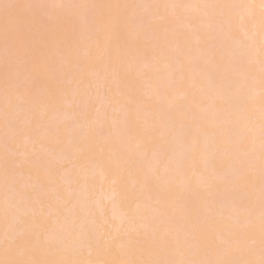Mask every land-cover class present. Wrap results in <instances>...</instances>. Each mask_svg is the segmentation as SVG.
Returning <instances> with one entry per match:
<instances>
[{
  "label": "rangeland",
  "instance_id": "374dc122",
  "mask_svg": "<svg viewBox=\"0 0 264 264\" xmlns=\"http://www.w3.org/2000/svg\"><path fill=\"white\" fill-rule=\"evenodd\" d=\"M189 1L191 2V0H189ZM189 1L188 0H0V208L2 207L1 208L2 210H0L1 211V213H0V220L1 221L0 222L3 223V225H0V262H4L5 261L4 258H6V261H9V260H16L17 261L19 258L23 259V253L25 252V253L31 255L32 259L34 258L33 260L37 261L39 259L41 262H43L44 260L48 261V259L49 260L53 259L54 260L53 263H55V264H57L60 261H61L60 264H62V262H63V264H65L67 262H68V264H70L71 261H73V260L74 261L72 262V264H80V263H82V260L84 261V263H86L85 259H87V261L89 263L90 262L95 263V261H96V264H97V262H99L98 264H118V263L119 264H138V260L140 257H142L143 263H140V260H139V264H146L148 262H149L148 264H152V263L153 264H161V262H166V261L168 262L169 259H170L169 262H172V258H175L174 261L176 262V264H177V262H178V264H182L181 261L183 260L182 258H184V260L182 262H183V264H185L184 261L186 260V258L188 259V257H190V256L183 257V254H179V253H181V252L185 253L184 254V256H185V255H187L188 252H184V251L180 252V251H178L179 248L177 247V246H179V247L186 248L185 246H187L188 244H191L189 242L185 243L186 240H185L184 236H182L184 232H185L184 235H185L186 239L189 240L188 238H190V239L193 238V237L191 238L189 236H194L193 234H195L197 232V230H199L201 232L203 230L206 231L208 228H210L209 226H211V225H208V223H207L210 221V220H208L209 218L212 219V222L211 221L210 222L213 223L216 221V220L214 221L213 218L214 219H216V218L221 219L222 218L221 216H223V217L225 216L224 218L226 219V221L229 220L228 222H230V225H231L232 222L236 223V221H231V220H233V219L237 220V218L238 219L240 218L241 213H242V215L245 216L246 214H244V213H247V212H248L247 216H250V218L249 217H248V219L246 218L247 221H245V218L243 216V218H241V221H240V225L242 224L241 228L242 227L245 228V229L242 228V230L244 231L243 235H245V236L239 237V233H241V232L243 233V231L241 229H239L240 227L238 228L239 220L237 221L238 224L236 223V225H237V227H236L235 225L230 226L228 224V222L226 223L228 225H224V223L221 224L220 222H218V219H217L215 224L220 223L222 230H223V233H224V231H226L225 234L229 233L230 231L233 233L230 232L231 234H229V236H227V235L225 236V234L222 233V230L221 229L219 230L220 225L218 226V224H216V228H217V226H218V228L217 229L215 228V229L218 230L217 232H219V233L215 234L216 230H214L213 231L214 233L212 232V235H209L210 237L208 236V234H211V233H209V232H211V230L210 231L208 230L209 232L204 231L205 234H204V232L202 233L204 236H201L202 234L198 231L201 235L198 233V234H195L196 235L195 237L198 239V241L201 240L200 244L203 243L202 245H204V242H202V240H204V239H206V237H208V239H206V241H208L207 244L210 246H211V244H214L213 251L215 250V246H216V249H218V250L212 252V250H209L210 249L209 248L208 249L209 253H208L206 250L207 248L204 245V247L206 248V249H204V247L202 246L203 249L205 250V252H204V251H202V247L198 242L200 247H199V245L195 246L196 252H193L191 250L192 249L191 247L194 246L195 244L197 245V239L194 237L196 239L195 240L196 243L194 244V241H193L194 238H193V240H191V242L194 245L193 244H192V246L189 245L188 248L186 249V251L190 247L189 252L193 253V256L195 253L197 255V252H199L197 255L199 257L193 258V256H191L188 259V261L196 260V262H198V258L200 259V257H202L203 259H200L199 261L204 262V264H205V261H206V264H209L210 260L211 261L213 260V263L211 262V264H217V263L219 264L222 262V259H220V258H227L226 261H228V262L226 264H237V262H244V264H260V261L262 259H264V257L262 256V255H264V243H262V236H264V228L260 227V226H262L261 224L258 225L256 223L257 218H255V217H257L256 212H258L259 209H262V211L264 213V209H263L264 204L262 205V208L260 206L264 202H262V203L260 202L259 204L256 203L257 201L259 202L261 199L263 201V199H264V198H261V195L263 196V194H264L263 193L264 192V187H263L264 178H262V174H264V170H262L260 168V162L258 161V160H262V159H260L261 156L262 157L264 156L262 154L263 151L261 150L262 152L260 153L259 149H261V148L258 147V146H260V144L264 143V122H263V124H260L262 121H264V118L260 122L261 118H259V116H258L259 120L258 119L257 120L260 123L258 122L257 123L258 125H255V123L257 122V121H255V119L257 118L256 117L255 119H253L255 121V123H253L254 125H252V122H254V121H247V120H249L248 118H250V120L252 118L249 116L250 113L247 114L248 118H245L243 115L247 112L245 110H249V112H251L252 114L256 113V112L258 113V110L260 112L261 109H262L261 110L262 112L264 111V26H263L264 25L263 24L264 23V4H262L260 0H209V1H207V0L202 1L201 0L200 1L201 4L198 3L199 4V6H198V4H196V3L199 0H197V1L193 0L194 3L196 2L195 3L196 5H193L194 4L193 1L191 2L192 4L191 3L189 4ZM202 2H203V4H202ZM208 3L210 4L211 7L212 6L214 7L213 8L214 10H212V11L217 10V12L215 11L214 13H216L218 16H215L213 14V16L210 17L211 10H208L209 7L207 10L210 11L209 12L210 15L205 13V9H206L205 6ZM191 5H193L195 7H192ZM241 5H242V7L247 8L248 10L250 9L253 11V12H251L249 10V13L251 12L250 14H252V17H251L252 20L249 17L250 14L248 12H247L248 14L246 13V11H248V10L245 9V11H242L243 9H242ZM236 6H238V8L240 6L241 9H238ZM223 10L228 11L229 14L235 18L234 19H231V18L228 19L231 16L230 15L225 16V11H224V14H223V12L221 13V11H223ZM239 11H240V13H239ZM230 12H232V13H230ZM243 12H245V15L247 14V16H245ZM253 19L254 20L256 19V21H254L252 23V25H250L251 21H253ZM242 20L245 21L244 24H247L246 22L248 20H251L250 23H248V25L243 24L242 27H244V28H241V29H247V32L245 31L247 34L245 33L246 36L244 35V37H243V34L240 36H238L239 34H237L238 33L237 31L239 29L238 26H240V25H238V23L240 24V21H242ZM244 21H242V22H244ZM261 23H262V25H261ZM241 25H242V23H241ZM249 25H250V27H249ZM251 26L252 27L257 26L258 30H260L263 27L262 28L263 30H260L259 33L257 32L258 30H256V32H257L256 33L255 29L252 28ZM259 26H262V27H259ZM251 28L254 29L252 34H250L248 32L249 29L252 32ZM231 30H235V31L237 30L236 32L234 31V33H236L237 37L235 35L230 34L232 32ZM256 34H258V35H256ZM223 35L228 36V38L225 36L228 40H225L226 38L224 39L225 41L222 40V38H224ZM259 35H261V36H259ZM196 36H198V37H196ZM241 36L243 38L241 39V41H239L238 38L239 37L241 38ZM192 37H193V39H192ZM195 37L198 38L197 39L198 41H200V40L201 41L198 43V41L194 40ZM200 37H201V39L199 40ZM253 38H254V40H253ZM184 39L188 40V41L185 42ZM107 44L109 45L107 47V49L108 50L111 49L109 53L107 52L108 55L105 52L108 50L107 49L104 50L106 48V47H104V45L107 46ZM246 45H249L250 48ZM253 50L256 51V54L253 52ZM239 51L242 52L243 54H241ZM250 53L252 55L255 54L253 58H252ZM105 54L107 55L106 57L108 59L105 58ZM259 55H260V58L262 59L261 61H258V60H260ZM242 56L245 58V60H244V58L242 59ZM255 56H258L257 58H259V59L255 60L256 59ZM103 60L105 61L104 63L102 62ZM239 61H240V63L242 61L243 62L246 61L247 63L249 62L250 65L248 64V65L244 66L242 64L241 66H243L244 67L243 68V67L239 66L240 63L239 64L237 63ZM246 62H245V64H246ZM261 62H263V63H261ZM95 64H97V65H95ZM101 64H106L108 67H109V65H111L113 67L112 68L113 73L111 72L113 76L115 75V72H116L115 69L117 70L115 77L112 76L113 79L116 78L118 80L116 87L115 86L113 87V85H116V84H114L115 82L114 83L111 82V84H109L110 79H111V75L110 76L108 75L110 72L108 67H106L107 69L105 68L108 71V74H106V76L105 75L102 76V77H104V76L106 77V78L104 77L105 80L101 79L100 73H102L103 69H104L103 68L104 66H103L102 67L103 69H101L102 71H100V68H101L100 66H102ZM199 67L203 68V69L201 68V70L199 71L200 76L198 75V72H197L198 71L197 68H199ZM239 67H241V68H239ZM242 68L245 69V72H247V69L248 70L251 69L250 72H254V74L257 76V79H256L257 82L253 83V82H255V78H253L255 75H252V78L254 81L250 78L252 83H250V81H247L246 79L244 80V78H242V76H245V75H242L241 78L236 77L237 80H239L238 82H237V80L236 81L233 80L235 78V76L233 78L231 77V75H233L232 72L238 71L240 73V75L244 74V70L242 71ZM105 69H104L103 74L107 73V72H105ZM202 70H203V73L206 72L207 77H204L206 75L202 73ZM9 71H11V73H12L13 78H11V79L8 77ZM178 74H181V77H179L180 75L178 76ZM183 75H184V77H186L185 79L182 78ZM202 75L204 78H207V79L203 80ZM211 75L213 78L211 77ZM223 75L226 76L225 80L231 79L234 82L229 81V80L226 82L224 81V83H226V84H224L225 87H223L224 86L223 85V80H224ZM234 75L237 76V74H234ZM250 75H251V73H250ZM229 76L231 78H229ZM214 77H217L219 79L216 80ZM227 77H228V79H227ZM208 78L211 80V82L207 81V80H209ZM220 78H223L221 80V84H219ZM248 78H249V76L247 77V79ZM100 79L103 80L102 81L103 85H101ZM177 79H179V80H177ZM180 79H182V80H180ZM189 79H191L190 83L192 81H194L193 83H191L192 85L190 83H188V84L186 83L189 81ZM212 79H213V81H212ZM240 79H243V82H241ZM95 81H96V84H95ZM108 81H109V83H107ZM217 81H218V85L215 86L217 84ZM207 82L210 84H208ZM228 82H230L231 84ZM112 83H113V85H112ZM214 83H215V85H213ZM235 83L238 86L240 83L241 84L246 83L247 84V86H246L247 90H245L246 84L244 85L245 88L243 89V86L238 87ZM93 84H95V85H93ZM227 84H228V86H226ZM234 84L238 88H236V87L234 88L233 87ZM253 84L254 85L256 84L255 91L253 90L254 89ZM207 85L211 86V90L209 89L210 86H207ZM249 85H252L253 87L248 88ZM219 86L223 87V89L219 88ZM230 86H232V89H230L231 88ZM95 87H96V90H95ZM153 87H156V88H153ZM216 87L218 90L219 89L223 90L222 91L223 94L221 91H219V92H221V94L218 92H214L216 90ZM225 88H227V90ZM152 89H155V91H157L156 92L157 94H154ZM224 89H225V91H227L226 93H228V94L225 93ZM234 89H236V90L239 89L240 91L235 92V91H233ZM183 90H185L186 92ZM209 90L212 92L210 93ZM228 90H229V92H228ZM181 91L185 92V93H182ZM207 91H208V93H207ZM99 92H101V93H99ZM104 92H106V93L109 92V94H107L108 96H106L107 98H105L106 93H104ZM216 93H218V94H216ZM231 93L239 94L238 95L239 97L238 96L237 97L239 99L242 98V99H240V101L243 100L242 104L248 102L245 105L247 106V104H248L249 107L247 106L246 107L247 109L244 110L245 105L242 108L241 106H243V105L240 103V101H238V103H240L238 105V103L235 101L239 100V99L236 98L234 100L233 99V97L235 98L234 95L232 97L229 96V95H232ZM99 94L101 95V97L104 96L101 101L99 100V97H100ZM207 94L209 96H207ZM253 94H255V98L253 97ZM203 95H205V97L207 99V103H210V101L208 102L209 99L207 97H211L210 95H214V97L212 96L213 98L211 97L212 99L210 98V100H212V101L215 100L214 102L211 101L210 107H214V105L212 103L215 104L216 101L219 104L222 101L228 100L227 101V103H228L229 99H230V103L233 106L230 103L229 104L233 107V109L235 107L234 110L237 111L236 113H238L237 114L238 118H240L241 116H243V118H244L243 120H241L242 117L239 119L240 127H241V125H244V126H242L243 131H241V128L236 127V126L234 128L235 130H232V131L236 132V128H237V130L240 129L238 131H239L240 135L243 137V135H247V134L251 135V133H249V132L247 133V131H249V129H250V131H253L252 134H254V130H255V134L253 135L254 138H252L253 141L248 142V144L252 143V145H254V147L252 145L250 147L249 146L250 144H249V145H247V147H245L248 149H245V148L242 149V147H241V150H242L241 151L240 147L236 148L237 146H234V147L229 146L230 148L228 149L227 148L228 145L226 144L227 146L225 145V150H223L222 148H221V150L216 149L217 151H215V152H217L218 154L215 153L214 150L213 151L211 150L212 147H210V149H209V146H212L214 143L213 142L212 145H209V144H211L209 142V139H211V141L215 140V138L212 137L213 138V140H212V138H209V137H211L213 135L215 137V135H217V133H218L217 136H219L220 133L222 136H224L223 134L227 135L228 132L222 133L223 130L221 131V129H224V124L226 126V124H227L226 122L229 121L230 124H228V125H231V127H232V125L234 124V121L236 119L238 120V118H235L236 113L232 108H230L231 106L228 105V108H227L226 101H225L226 104H224L222 102L223 104H221V105L223 106L224 111L221 108L222 106L219 104V106H221L220 107L221 111L222 112H225V110L229 111V112H225V114H226V113H230V110L232 109V112L235 114H233L232 112L231 113L235 117H232V119H231L230 118L231 113L227 117L224 115L225 123H223L224 122L223 121L222 122L223 125H222V123L217 124L219 128H220L219 125L223 126V128L221 127L220 130H217L218 131L217 133L212 135L211 134L212 131H213V133L216 132V130L214 131L213 129L214 128L217 129L218 127L212 128L211 129L212 131L210 133V131L207 130V128L210 127V125L207 124L206 122H208L207 119H209L207 117L213 118V116L211 117V116H209V114L210 113H211V115H212V113L214 114V109L212 108L213 111H211V109L209 108L208 111L209 112L211 111V112L208 114L206 113L204 115L202 114L204 112L201 111V113H200L199 112L200 110L199 111L197 110L198 109L197 107H200L202 103H204V102L206 103V99L203 98L204 97ZM218 95L219 96L221 95L222 98H219V99H222V101L221 100L219 101V99H217ZM91 96H94V97H91ZM223 96H226L227 99L224 98L225 99L224 100ZM251 97H253V99ZM199 98H201L202 101H203V99L205 101L201 102L199 100ZM170 100L173 101V103H175V104H171L172 102L170 103L169 102ZM232 100L234 101V103H232L233 102ZM207 103L205 104L206 106H207ZM218 104L217 105L215 104L216 107H214L217 112L220 111V110H217L218 109L217 107H219ZM205 105L203 106V104H202L203 109H204V107H206ZM237 105H238V108H237ZM239 106L241 109L239 108ZM208 107H207V109H208ZM229 108H230V110H228ZM236 108H237V110H236ZM194 109H196L198 111V113H196L197 112L196 110H195L196 111L195 113L193 112L196 116H198V117H196L198 119L200 117V119L202 120L204 118L203 116L208 115L207 117H205L206 122L204 119H203L204 122L201 121V122H203V124L206 123L208 126V127L205 126V128L207 127L206 130L209 132L208 134L206 133L207 134L206 136L211 134V136L207 137L208 140L205 139L206 137L204 136L205 135L204 132H206V130H202L203 128L200 129L201 131L197 129V127H199L201 125H202V127H204L203 124L200 123V121H199V123H200L199 124L198 119H197V121H195L196 120V119H194L195 115H194V118L191 117L190 113ZM199 109H201V108H199ZM207 109H205V110H207ZM242 109L245 111V112L242 111L243 114H241ZM50 110H52V111H50ZM47 111H50V112L47 113ZM181 111L185 112V113L182 112V114L185 115L184 116L185 120L182 118L183 116L182 117L178 116V118L176 116V119L180 122L182 120H180L179 117H181L184 120L185 125H181L180 123H182V122H180V123H177V121H174V122L181 125L180 126L181 128L183 126V131H185V129H186V131L184 133H187V130H188V132L191 131V130L189 131V127H192L190 124H193L194 122H195V125L198 124L197 127H195V125H194L195 128L192 127V129H194V132L197 133L198 135H194L195 133L194 134L192 133L193 130L191 131V133H192V135H194V137L199 136V134H201L200 136H202V141H201V139H199V140L201 141V145H203V147H205V149H206V153H204V155H206V154L208 155L206 157H204V155H203V157L206 158L207 160L209 159L208 161H210V162H208L206 159L204 160L205 162L207 161L210 165L211 169L209 168L210 169L209 174H208V169H206V167H209L208 163L206 162L207 164L205 165L204 161L201 162L199 160L201 166H203V167L198 166V168L200 167V170L203 172H204V170H207L206 173L208 175H206L205 172H204L205 175H204V173L202 174L201 172H199L200 170H198V168L196 167L197 168L196 172H197V174L198 173L199 174L195 175V176H198V177L204 176V178H206L208 176L207 178H210L209 176L211 175L210 173L212 172V175H211L212 179H210L212 181L204 182V184L208 183V182L209 183L212 182V183H210L211 185H209V184L205 185V188L201 187L203 184V183L201 184V181L198 183V186H195L193 184V180L195 181L194 178H196V177H192L193 172L192 173L189 171L187 172V173H191V177L193 179L192 182L190 181L191 177L189 176V174H187L188 176L185 175L186 178H185V176H182L183 180L185 178L184 181L187 180L186 181L187 183L185 182L184 185L188 184V182L190 181L191 184L189 183V185L195 186V189L192 187L195 190V192L193 189L189 188L191 186L188 187L186 185L189 188V190H188V188L186 189V187H184L183 183L180 184L181 181L184 182L181 178V175H180V174L184 175L183 174L184 172L183 173H178V172H182L184 169H186L184 166L187 165V163L182 164L183 167L179 168V169L184 168V169H182V171H179L178 169L174 170V172L178 171L177 172L178 174H176L178 177L175 175V173L172 175L171 173L173 171L170 172L168 169L169 174L172 177H174V175H175V180H173V178L170 175L168 176L169 179L168 178L166 179L167 176H163V175H168V171H166L164 174L161 173L163 171V169L165 170L164 164L166 163V165H167V162H169L170 165L172 164V166L169 167L168 166L169 164H168L166 166V168H172L173 166L176 167L177 165H181L180 164L181 162L179 164H177L176 162H174L175 160H173V161L171 160L175 164V165H173V163L170 160L167 161V159H165V160L163 159V157L167 153H168V155L170 154L175 143H177V140L174 143V141L172 139L170 140L169 138H167L169 136V132H167L165 130L168 129L169 124H170V128H171V121L173 122V120H171L173 118L172 115L176 112H181ZM216 111H215V114H216ZM43 112L46 113V116L42 115L43 118H41V120H42V122H41V121H39L40 118L38 119L37 116L39 114V117H42L40 114H44ZM49 113H51V114H49ZM166 113H167V115H165ZM193 113H192V116H193ZM199 113L202 114V116H199ZM218 113L216 115L219 116L221 119V116L223 113L221 114V116H220L221 112H218ZM239 113L241 115H239ZM168 114L169 115L172 114L171 115L172 117L170 118V122H168L169 117H170ZM182 114L179 113L178 115H182ZM252 114H251V116H252ZM256 114H254L253 117H255ZM262 114L263 113H261V115ZM245 116H246V114H245ZM45 117H48V119H46ZM167 117H168V120L166 119ZM201 117H203V118H201ZM219 117H217V118H219ZM228 117L231 120H233V118H235V120L232 122L228 119ZM32 118H35V120H33ZM173 119L175 120V118H173ZM214 119L217 122H218V120H220V119L217 120L215 118V115H214ZM210 120L211 119H209L210 123L212 121H214V120H212V121H210ZM26 121H28L30 123H26ZM34 121H35V124H32ZM220 122H221V120L219 121V123ZM236 122L238 124V121H235V123ZM242 122H250L251 124H249V123L243 124ZM25 123L28 125H26ZM36 123H38V124H36ZM175 123H172V125L175 126ZM213 124H216L215 121ZM177 127H179V126H176V128L173 127V129H172L173 130L172 132H174L175 135H176V132L179 130V128H177ZM66 128H67V130H66ZM228 128H229V126L225 127V129L227 131L229 130ZM175 129H176V132L174 131ZM195 129H197V130H195ZM225 129H224V131H226ZM169 130L170 129H168V131ZM219 131H221V132L219 133ZM244 131L247 134H245V133L242 134V132H244ZM166 132L168 134L167 137H166V135H167ZM180 132H181V130H180ZM180 132H179V134H180ZM234 132H233V135H234ZM72 133H74L73 136L71 135ZM82 133L83 134L86 133V136L83 137L81 135ZM147 133L152 134L153 137L147 138ZM236 133H238V132H236ZM75 134H76V136H75ZM229 134H232V133H229ZM229 134H228V136H230ZM87 135H89L88 136L89 138L92 137V139H93V145L91 144V146H92L91 148H92L94 154L96 153L98 156L103 157V159H102L103 161H106L107 156L111 155L110 157H112V161L110 159H108L109 157L107 158L110 161V163L113 161H116L118 164H120L119 161L116 159V157L115 156L113 157V153L115 152V150H112L113 147L109 149L110 144L108 143V141H111V142L116 141V143H118V145L114 146V148L120 149L118 151L119 153L121 151L122 154L123 153L125 154V151L126 152L130 151V154H125V156L127 155L131 158H135L134 161L132 159H130L131 161L130 160L127 161L129 163L131 162L132 164L126 165V163H125L124 165L127 166V168H125V166H124L125 169H123V167H122V170H118V169L114 168L115 172L119 173V176L117 174H116L117 175L116 176L115 173L113 175V173H112L113 172L112 167H114L113 166L114 164L113 165L109 164L111 166L106 164L107 165L106 167H102L101 165L104 166V163H101L102 160L99 162L98 160H100V159L96 158L97 159V162H96L95 158L92 156L93 153H91V152L90 153L92 154L91 156L93 157V159H91L89 157V154L86 153L85 155L90 158L89 159L90 162L86 161L87 158L85 161L82 162V159L84 157H82V155L80 153L84 154V152H86L87 150L82 152V151H78L77 149H75V147L76 148L79 147L78 143H80L81 145L82 144L85 145L84 142L81 143V140L86 142L85 147H87L88 144L90 145V141L86 140ZM170 135L173 137V139H177V137L176 136L174 137V135H172L171 133H170ZM177 135H178V132H177ZM184 135L185 134H182V136H181L182 139H183ZM235 135H237V136H234V138L237 137L236 140H232V139L231 140H232V143L235 142L236 143L235 145H238L239 143L237 144L236 141L240 137V135L239 134H235ZM71 136L74 138V140L76 139L75 137H77V139L80 141L79 142L78 140H76L77 144H78L77 146L75 145L76 141L73 142L74 140ZM144 136L148 140L147 143L143 142V140L147 141V140H145ZM185 136L187 137V134ZM188 136H190V134H188ZM191 136L189 138H191L193 140L194 137L192 136L193 137L192 138ZM222 136H221V138L218 137L219 139H221L220 142L225 141L223 138H225V139L229 138L228 136H224V137H222ZM203 137H204V139H203ZM245 137L246 136H244L243 137L244 139L242 138L243 140H241L242 144H246V142L245 143L242 142L246 139ZM139 138H141V139L144 138V139L141 141ZM163 138H165L166 141H163L162 140ZM232 138H233V136H232ZM65 139H67V140L69 139L74 143V144L72 143L73 146H75L74 150H73V146H72V148H70L71 146H68L69 147L68 150L72 149L71 151L76 156H78V154H80L81 158H82V159L80 158L81 160L77 157L79 160L74 159V161H73L72 152L67 150V145H71V144H68L69 141L67 142ZM168 139H169V141H167ZM185 140H184V142L187 141V140L186 141ZM190 140L188 143L186 142L188 144V146H186L187 145L186 143H183L188 149V151L187 150L185 151V152L189 153V154L187 153L188 155L192 154V152H193V151H191V150H193L192 147H194L196 145V143L194 142L195 139L191 142H190ZM199 140L197 137L196 141H198V143L200 144ZM205 140H207V141H205ZM216 140H217V138H216ZM216 140H215V142H217ZM246 140H248V139H246ZM261 140H263V141H261ZM65 141L67 143H65ZM140 141L143 142V144H145L144 146H142V149L140 148V145L142 144ZM178 141L181 144V141L180 140H178ZM228 141L230 142V138ZM21 142L24 144H21ZM202 142H203V144H202ZM207 142H209V143L207 144ZM227 142H225V143H227ZM15 143H17V144H15ZM119 143L121 145L122 144H124V145L120 146ZM189 143H193V145L194 144L195 145L192 146V144H189ZM232 143L230 142V145ZM258 143H260V144H258ZM65 144H67V145H65ZM183 144L181 147L180 146L179 147L183 148L184 147ZM206 144L209 146H206ZM214 144L216 145V143H214ZM221 144H222V142H221ZM242 144L240 146H243ZM257 144H258V146H257ZM81 145H80V148L82 147ZM84 145H83V147H84ZM189 145L192 147L190 148ZM201 145H200V147H201L200 150H198L196 148L197 151H195L196 149H194L196 154L198 153V151L201 153V151L203 149ZM117 146H119V147H117ZM124 146H125V148L127 147V149L122 150V148ZM196 146L199 148L198 145H196ZM219 146H223V148H224V144L219 145ZM262 146L264 148V144ZM83 147L81 149L85 150V147L84 148ZM120 147H122V148H120ZM175 147H176V145H175ZM144 148L147 151L143 150ZM180 148L178 149L176 147V148H174L175 149L174 151L176 152L178 149V150H180V153H183L182 150L186 149V148H184L181 150ZM251 148L254 149L257 153L259 152V155H257V153H256L257 161L255 159L256 157L253 158L254 160L251 159V157L255 155L254 154L255 151H253V153H252L251 150H250V152L253 154L251 157L249 156V158L251 160L248 161V160L243 159V157L244 158L248 157V156H245L247 153H245L244 151L249 150ZM89 149L90 148L88 147V152H89ZM257 149L259 151H257ZM110 150H111L112 154H111ZM141 151H143V153H145L144 156H145L146 160L143 159V161H148V157L150 155H151L150 158L153 157V159L156 162L158 161L157 163H159V161L164 160L163 163L161 162L162 164L160 165V168H159L160 170H156L157 168L155 169L154 165L156 164L155 165L156 167L157 166L159 167V165L155 162H152V161L146 162V164H144L145 167L142 165L143 168L147 167L146 170L145 169L143 170L142 167H139L138 165L141 166L142 161L140 162L139 161L140 158H139L137 160V163H135L136 162L135 160L138 156L142 158L143 155L142 156H141V154L139 155V153H141ZM149 151H150V153L151 152L152 153L149 154ZM189 151H191V153ZM76 152H77V154H76ZM210 152L212 155L213 154L214 155L209 156ZM212 152H214V153H212ZM132 153L135 154L136 156L133 157L134 155ZM164 153H165V155H164ZM180 153L177 154L178 158L175 157L174 153H173V157L171 156L172 154H170L169 157H170V159L173 158V159H176L178 161V159H179L178 155ZM219 153H222V156L227 157V159L225 157L224 160L229 159V161H226L225 167L221 166L222 172L218 169L220 165H218L216 163L218 165V168H217L218 170H215L216 168L214 169L213 167H216V166H213L214 164L213 165L211 164V162L213 160L215 162L216 161L219 162V164L221 163V165L224 163V162L223 163L220 162L219 157L221 156V154L219 156ZM115 154H118V153L116 152V153H114V155ZM122 154H120V155H122ZM97 155H94V156L96 157ZM180 155H182V154H180ZM193 155H194V152H193ZM193 155H191V156H193ZM76 156H75V158H76ZM118 156H119V154L117 155V157ZM182 156L185 157L184 154ZM198 156H199V154L196 156V158H194V160H196ZM214 156H217L218 159L216 160V157L214 159L213 158ZM187 157H188V159L191 158L190 156H187ZM187 157H186V159H187ZM203 157L200 156L199 159L203 160L204 159ZM113 158H115L116 160H113ZM118 158H121V156ZM123 158H122V160H123ZM191 159L192 160L189 159L190 161L186 160V162L189 161L190 163L189 162L188 163L191 164V162L194 161L193 158H191ZM211 159H212V161H211ZM108 160H107V163H109ZM125 160H127V158L126 159L124 158L123 162H125ZM181 160L183 162V157L181 158ZM75 161H78L79 163L81 161V164H83L84 162L85 163L88 162V163H91L92 165H94L91 167L90 164L89 165L84 164L85 166H90V168H87L88 170L90 169V172H92L89 174L90 177L92 176L91 174L94 175V171L97 170L96 168L98 167V165H100V167H98V168H100V169H101V167L104 169L106 168L107 170L105 169L104 171H108V169H109L111 171L112 175L114 177L116 176V178L121 177L120 173H122V171L124 170L123 171V173L125 174L124 178L133 179V180L132 181L128 180V182H126L127 179H123V177L121 180H115V178L112 175H109V174H111V173H108L110 171L104 173L102 171L103 169L102 170L99 169V171H97L99 173L96 172V175H98V176H96V175L93 176L95 180L99 178V176L101 174L100 171H102V173H104L103 177H109L110 179L113 178L114 181L112 182V180H108L109 178H102V179L100 178L102 180V186L100 184V186H98L100 188H98L96 186V184L99 185L98 182L100 183L101 180L100 179H98L100 181L96 180L98 182L96 183V181H95V184L93 183L94 180H92L90 183L87 182L90 179V177L87 180L86 177L88 178L89 175L87 174L88 175L87 176L85 173L86 172L89 173V171L85 170L84 169L85 166H83V165H81V167L79 168L80 164H78L77 165L78 166L77 171H78V169L80 170L82 168V171H80V173H82L84 175V182H83L84 184H82V181L80 179L81 177L78 178L79 171L76 172V170H75L76 168L73 169L74 165H72V164L76 163ZM120 161H121V159H120ZM262 161H261V163L264 164V162H262ZM123 162L121 163V165L123 164ZM149 162H151V163H149ZM117 163L115 165H117ZM152 163H154V164H152ZM203 163H204L205 167H204ZM149 164L151 165V167ZM196 164L197 163L195 161V165ZM263 164L261 165V167L262 166L264 167ZM95 165L97 167H95ZM121 165H119V166H121ZM162 165L164 166V168H162ZM191 165L189 167L190 170L192 169ZM226 166H227V168H226ZM75 167H76V164H75ZM93 167H95V168H93ZM174 167H173V169H174ZM92 168H93V170H91ZM151 168H153V169L151 170ZM177 168H178V166H177ZM189 168H187V169L189 170ZM213 169H214V171H213ZM71 170H73L74 173L76 172V175L74 178H72L74 176V173L71 172ZM84 170L86 171L85 173H84ZM37 172L41 175L47 174V176H46L47 179L45 178L47 181L44 182L40 179L39 183H38V178H40V177H39V174H35ZM214 172H216V173H214ZM107 173H108V175H107ZM48 174H49V176H48ZM70 174H73V175H70ZM194 174H196V173H194ZM83 175H82V178H83ZM85 175H86V177H85ZM144 175L146 177H144ZM41 177L44 178V176H41ZM76 177L81 181L80 182L79 180H77V181H79L78 184L80 183L79 186L82 189V191L79 189V186L76 184L75 185L78 188L74 186L73 189H74V191H76V189L79 190L77 193L80 196L83 194L84 195L89 194L90 190H88L89 188H88V186H86V183H89L90 186L94 185L96 187V189L97 188L99 189L96 191L97 193H94L95 188L92 189V186L90 187L92 189L91 190L92 192L91 191L90 192L93 193L91 195H94L95 198L97 197L96 198L97 204H99L101 202L99 205H97L96 203L95 204L92 203L94 201H92L91 204L89 203L91 200L95 199V198H93L94 196H90V195H88L86 197H84V196L78 197L79 195L77 196L78 199L82 198L80 200L83 202L76 199L77 202L79 201L80 205L82 203H84L83 198L85 199V201H87L86 198H88L89 196L92 197V198H88L87 202L89 204L87 202L84 203V207L86 206L85 208L86 209L88 208L86 211H85V209H83L84 208L82 206L83 204L81 205L83 207L82 213L80 211H78V209H80L79 203L77 204L76 201L72 202L75 200V198H77L76 197L77 193H75L74 191L71 192V188L73 186V182H75L74 180H76ZM101 177H102V174H101ZM179 177L181 179H178ZM187 177L190 178V180ZM258 177H259V179H257V181L259 180L258 183H256V185L253 184L256 187L252 188L251 185H252V183H254L253 181L257 182L256 178H258ZM137 178H138V180L141 178L140 180L144 181L145 183L148 182L151 187L153 185H155V186L161 185V189L163 188L162 186H164V187L167 186L166 188L168 189V188H171L172 186H174V188H172V189H175V191H174V194H175L174 195V202L172 200L173 199L172 196H170L171 194L168 193L169 191H167V189L165 190V188H164V190L167 191L168 195L170 194L169 196H170V198H172L171 200L173 203H171L170 198L168 199L169 202L167 201V198H165V200H166V203H165L163 197H165L166 192L164 194V192L158 187L155 188V186H154L153 187V189L155 188L154 191L151 190L152 188L147 189L148 187L146 188L145 186L146 185L148 186V183L144 185V183L142 182L143 183L142 184L140 182V180H139L140 185L138 186V183L135 182L136 181L135 179H137ZM144 178H147L148 180L147 179L144 180ZM207 178H206V180H209ZM260 178H262L261 179L262 181H260ZM49 179H50V183L48 182ZM51 179H52V181L55 182L56 185L51 181ZM197 179L200 180V178H197ZM85 180H87V181L85 182ZM122 180L123 181L125 180L126 189L130 193H132V194L134 193L133 196L135 197V198H132V199H134L133 201H131V202L127 201V202H129V204H127L128 206L125 205V203H127V202H125V203L123 202L126 207L123 206L122 204H120V201L118 200V199H121V201H122L124 196L120 195V193L123 190L120 192L118 188L117 189L115 188L117 190V193L120 192L119 195L122 196L121 198H118L119 195L116 193V190L114 189V187H120V186L122 187V184H123L121 182ZM150 180H151V183L149 182ZM202 180H204V179H202ZM206 180H204V181H206ZM130 181H131L134 189H135V187L136 188L138 187L137 189H139V187H141L143 189V191H141L142 189H140V191L138 190L139 193L140 192L143 193L144 188H146V190H148V191L146 193H143V194L140 193L139 195H138V191L134 192V190L132 189L133 190V192H132L131 188H133V187H132L131 183H129ZM175 181H177V182H175ZM259 182H260V184H262V186L259 184ZM49 184H51L50 188H49ZM178 184L183 185V186H180ZM196 184H197V181H196ZM199 184L201 185L200 187H199ZM108 185H110V186L112 185V186L110 187ZM127 185L130 188H128ZM141 185L142 186L144 185V188ZM259 185H260V187H259ZM46 186H48V188ZM55 186H56V189H53V188H55ZM103 186L106 188H104ZM169 186H171V187H169ZM180 187H182V188H180ZM250 187L252 188L250 190L251 193L253 191L255 192L256 191L255 188H256L257 191H259L258 193L260 194V196L258 194L257 195L261 199H258L256 194H255L256 196L253 195V198H254V196L257 197L256 201H253V200H255V198L252 200V198H251L252 196H250V194H249V198H251L252 202H255V203H252V202L250 203V201H248L250 199L248 198L247 193H250V191H249ZM45 188L48 190L45 191L44 190ZM110 188L114 189L113 194H112L113 191ZM197 188H200V189H197ZM201 188H203L205 190V191H203L204 194L206 192L207 193L206 196H209L208 199H212L211 203L208 202V200L206 199L207 197L204 199L205 204L208 202L206 204V206L205 205L202 206V204H204L203 203L204 201L201 200V198H203L202 196L204 194L201 195L203 193ZM258 188H259V190H258ZM261 188H263L262 192L260 191ZM104 189H105L106 193L103 191ZM137 189H135V190H137ZM157 189H160V190L157 191ZM172 189H170L171 190L170 192L173 191ZM26 191H27V193H26ZM47 191H49V192L47 193ZM152 191L154 193H155V191H156V193L157 192L160 193V191H162L161 193H162V195L164 194V196H162L161 193L159 195L162 197V198L161 197L160 198L163 200H159L160 198H158L156 201L157 202L160 201L159 204H162L163 206L166 204L165 205L166 207L165 206L163 207L162 205H160V207H161V209H160L159 205H157L158 203L156 201H154L155 198L149 197L152 195L154 196V194H152V195L150 194L148 196L149 198L146 197L148 195L147 193L148 192L152 193ZM196 191H199V192H196ZM82 192H83V194H82ZM123 192L126 193L125 191H123ZM123 192L121 194H123ZM45 193H47L49 197L47 196V194L45 196L44 195ZM130 193H128V194H130ZM31 194H33V195H31ZM70 194H71V196H70ZM96 194H98L99 197ZM111 194H112L113 200L110 198L109 201L104 200V202H103V199H106L107 196H108L107 199H109V195H111ZM114 194L118 195L117 198H116V195L113 196ZM59 195H60V197H58ZM67 195L70 196V197H68L69 202H67L68 200L62 199L65 196L67 198ZM159 195H156V196H159ZM32 196H33V199H32ZM74 196H75V198H74ZM133 196H131V197H133ZM166 196H167V194H166ZM47 197L51 198V200H48ZM195 197H200L201 206L200 205L197 206V204L194 205L193 202H196L195 200L198 199ZM25 198H27L26 201H30L31 205L29 204V202L25 201ZM37 198H38V201L36 200ZM45 198H47V199H45ZM57 198L60 199V201L55 200ZM66 198H64V199H66ZM115 198H116V201L118 200L117 202H115ZM96 199H95V201H96ZM124 199L126 201V198H124ZM140 199L146 203V206L148 207V208H146V210H145V206H144L145 203H144V205L143 204L140 205V201H141ZM152 199H154V200H152ZM231 199H235V200H233V204L235 201H237V202H235V204L237 205V206L235 205L236 208L234 207V205L232 206V205H227L228 203L226 204V201L229 202V204H230ZM47 200H48V202H47ZM137 200H139V201H137ZM206 200H207V202H206ZM49 201H51V203L53 202L54 204H56L55 207H54V204L52 203V205H51V203H49ZM61 201L63 204L59 205V203ZM64 201H66L65 204H64ZM151 201L152 202L154 201V202L152 203ZM161 201H163L164 203ZM191 201L193 204L190 203ZM212 201L215 202L214 205L212 204ZM71 202L75 203V205L72 204V205H69L70 207L68 206L66 208L65 206H67L68 204H71ZM198 202H199V200H198ZM224 202L226 204L225 207L229 206V208H230V206H232L236 210L232 208L233 211L230 213V210H227V207H226V209L225 208L223 209V214L221 213L222 211H220V214H219V211H216L215 208H217L216 206L220 205L219 203H224ZM36 203H37V207L34 206V205H36ZM45 203L48 204L47 206H49L50 209H51V206L53 207V209L57 208V209H55V212L52 211V209L46 210V206H45L46 204ZM170 203H171V205L169 206ZM109 204H112L113 208H114V206H115V208L118 207L116 210H114L116 212L126 210V208H127L126 211L130 210L131 213L128 211L129 215H127L128 213L122 212L123 213L122 215L113 216V217L110 214V217H109L108 212L110 213L109 209H111ZM133 204H135V205H133ZM149 204H151V205H149ZM208 204L209 205L212 204L211 207L213 206V209L211 208V210L212 211L215 210L214 212H212L211 210L209 211L210 207L208 208V206H207ZM231 204H232V202H231ZM77 205L79 208L77 207V210H76ZM93 205H95V206L97 205L98 207L102 206V212L101 213L98 212L100 214L99 217L101 220H99V217L96 218L97 213H96L95 207ZM118 205H121V206H118ZM131 205H133V206L131 207ZM137 205L138 206L140 205L141 207L144 206L143 207L144 209H142L143 211L141 209H139L142 211V212L140 211L141 213L137 212V210L134 211L135 209H137V207H138ZM148 205L150 207L152 206L153 208L149 209ZM222 205H224V204H222ZM222 205H221V207H224ZM28 206H29V208L32 206L30 209L31 212H30ZM39 206H41V207H39ZM73 206H74V208H73ZM122 206H123V208L121 209ZM134 206H135V209H134ZM140 206L138 208H140ZM186 206H187V208H186ZM204 206L207 208V210H208L207 212H204V210H206ZM90 207H93V208H90ZM107 207L108 208L110 207V208L107 209ZM124 207H125V209H124ZM154 207L157 210H159L160 212L157 211ZM162 207L165 208V210L167 212L165 210H162ZM169 207H170V214H172V215L169 214V216L172 217V220H173L171 223L169 222L170 224H168V221H167L168 217L166 216V215H168L167 213H169L168 212ZM221 207L219 206V208H217V210H219V209L222 210ZM257 207H258V210L256 211ZM36 208H37V211H35ZM68 208L72 211H69ZM130 208H133L134 210L132 209L133 210L132 211ZM33 209L36 213L32 211ZM38 209L41 210V213H39L40 210L38 211ZM62 209L65 211L67 210V212H68V213L65 212L66 214H64L66 218L63 217V219H65L67 222H65V220H62L61 215H63L62 213L64 212ZM96 209H97V207H96ZM44 210H45V213L47 216L43 215ZM89 210H91L92 212ZM161 210H162V213L165 211V216L167 217L166 218L167 220L165 219L166 221H164L165 223L162 221L164 219V218L162 219V216L164 217V214L162 215ZM240 210H241V212L239 215ZM84 211L87 213V215L85 217H84L85 213H83ZM147 211L149 213H147ZM190 211L191 212L194 211L195 213L194 212L193 213L196 214L197 216L196 215L193 216V217H196V219H194V220H191V215L188 214L190 217H187L188 215L186 216L188 218V222L192 221L191 223L189 222L190 223V225H189L187 223V220H185V217H184V219L182 217ZM224 211H225V214H227V216L224 214ZM226 211H229V213H226ZM4 212H5V214H4ZM69 212H70V214H69ZM75 212H78V213L80 212L81 213V215L79 214L81 216L80 219L82 220V216H83V218H84L83 220H86V221H84V223H83V220H82V223H81L78 220L80 216L76 217L75 215H78V213L76 214ZM111 212H113V210ZM119 212H117L116 214H118ZM136 212L138 214V217H140L141 216L140 214H142V213L148 214L147 216L144 215L146 217H144V220L139 225L135 224V222L139 223L138 220L141 217L138 218L135 215ZM215 212H217V213H215ZM233 212L235 213L236 217H237V214L239 215V217L236 218L234 216ZM259 212H261V210ZM32 213H35V215H33ZM132 213L135 215V217H133ZM213 213L217 214L218 216L216 215L213 217V215H212ZM39 214H40V218L42 217V215H43V218L45 217L44 220L47 221V224L49 223L48 226H46V225L44 226L45 222H44V224L41 222V221H43V218H42V220L38 219L39 217H37V215H39ZM116 214L114 212V215H116ZM119 214H121V213H119ZM229 214H233V216H234V217L231 216L232 217L231 220L228 218V216H230ZM30 215H33V219H31L32 216H30ZM50 215L53 218H55L57 216L55 219L56 221L55 220L51 221L49 218ZM66 215L67 216L72 215L71 219L73 218V216H75L73 218L75 220L74 221L72 220L71 223H68L70 216L67 217ZM88 215H90L89 216L90 220H87V219H89V218H87ZM92 215H93V217H92ZM130 215L133 217L132 220H131L132 217H130ZM211 215L213 218L207 217L205 219L206 216H211ZM219 215H221V216H219ZM261 215L262 214H260V216ZM3 216H5V217H3ZM127 216H129L130 218ZM253 216L255 219L252 218ZM260 216L258 215V217H260ZM262 216H264V214ZM1 217H3L4 219L2 220ZM34 217L37 219H35ZM118 217L120 218L119 222L117 220ZM8 218H10V219L8 220ZM58 218L60 220H62L61 221L62 223H60V220ZM105 218H107L106 222L108 220L109 223L108 222L107 223L111 224L110 228H109L108 224H104ZM123 218H124V221H122ZM224 218H222V221L226 222V221H224L225 220ZM11 219H13V223H12ZM93 219H95V220H93ZM180 219H182L183 221L185 220V222L183 224H181L183 221H181ZM32 220H33L32 224L29 223ZM36 220H38L37 222H40L39 225H37V226H40L39 230H37L38 228L36 226V223H37ZM125 220L128 221V222H126L129 224L128 227H126V225H128V224H126V225L124 224ZM169 220H171V218ZM260 220H258V221L260 222ZM54 221H55V224L53 223ZM91 221H95L96 224L94 225L95 222L93 224L90 223ZM120 221H122V223L119 226L118 223H120ZM130 221H132L131 222L132 225L134 224V227L131 226L132 228L130 227ZM140 221H141V219H140ZM243 221H245V224H244L245 227L243 226V223H244ZM4 222H6V223H4ZM24 222H26V223L28 222L29 226L27 224H25ZM88 222L90 223V225L95 226V227H92L89 224H88L89 226H87ZM100 222L103 223L102 226L100 225L101 224ZM161 222H163V223H161ZM261 222H262V220H261ZM33 223H35V225H33ZM65 223L67 224L66 226H65ZM185 223H187L189 225V227L187 224H186L187 227H184V226H186V225H184ZM5 224H6V226H5ZM7 224L12 225V226L10 225L12 234H13V231H15V229L16 230L18 229V232H19V233H17L18 236L16 233H14L12 235L9 232L10 230H8L9 228L7 227ZM40 224H43V226ZM68 224H70L73 227H71V226L69 227ZM98 224L101 226L102 229L100 228V226H97ZM112 225H113V227L114 226L116 227V225H118V229L115 228L116 229L115 231H118V232L114 233L115 234L114 237H113V232H115V231H113L114 229H112L113 228ZM159 225H162V226H160V227H162L161 229L158 228ZM223 225L226 226V229H228V230H226L223 227ZM3 226H4V228H3ZM22 226H23V228H22ZM24 226H28V228H26ZM49 226H53V227L49 230ZM228 226L230 228H227ZM5 227H6V229H5ZM68 227H69V229H68ZM122 227H124V229ZM19 228H20V230L21 229L22 230L19 231ZM24 228L29 229L28 231H31V229L34 228L31 231V232L34 231L33 232L34 234L28 233V235H26V238H24V239H26L25 243L23 241V245H20V244H17L20 242L19 238H18L19 235L20 236L22 235V231L25 234L28 232ZM85 228L87 229V231ZM98 228L101 230L99 231ZM163 228H165V230L167 229L166 231L168 232V234L164 233ZM168 228H170V229H168ZM237 228L239 229V231ZM1 229L2 230L4 229V230L1 232ZM122 229L126 230L125 232H128V234L125 233L127 235H124V233H122V235H121L120 233H121V231H123ZM130 229H132L131 234H130ZM135 229H137V230L135 231ZM159 229L161 230V232ZM191 229H193L192 231L195 230L196 232L194 231L193 234L188 235L187 234L188 231H190L188 233H192ZM235 229H236V232H235ZM66 230H70V232L68 231L66 233L65 232ZM76 230H77V232L73 233V231H76ZM78 230H80L79 231L80 233L78 232ZM84 230L86 231V233ZM88 230L90 231V234H89ZM170 230H171V233H170L171 235L169 234ZM178 230H180V231L183 230V231L178 232ZM232 230H234V231H232ZM174 231H176L178 233V235L176 233V237H177V239L175 238L176 240H174V237H175ZM237 231H238V234H237ZM83 232L85 234H83ZM110 232H112V235L111 234L109 235ZM64 233H66V236ZM75 233H78V234H76L77 237L74 235ZM118 233L120 235H118ZM161 233L162 234L164 233L165 235L163 236V235H161ZM9 234L11 235L10 237L13 236V239L11 238L12 240L8 238ZM25 234L22 235V237H24ZM213 234H215L216 237H214ZM15 235H16V237H15ZM58 235H61V236H58ZM130 235H132V236H130ZM155 235H157V237ZM166 235L172 236L171 238L173 240L170 239V237H169V239L167 237V239L165 238V240H166L165 244L167 245V243L169 241V244H168L169 247H168V245L167 246L166 245L160 246L161 245L160 243L162 242L163 238H161L162 240L159 241L158 236L166 237ZM199 235L201 236V238ZM220 235H221V239H224L225 237H229V240H228V238H226V240H225V241L228 240L229 242L227 241V243H226L224 240H222V242H220V239H218V237ZM223 235L225 237H222ZM230 235H232L231 238H230ZM154 236L158 241H155L156 239L153 238ZM179 236H180V238H179ZM197 236H199V237H197ZM42 237H43V239L41 240ZM74 237L76 239H74ZM237 237L241 238L240 241L234 242L233 238H237ZM67 238H68V240H67ZM124 238L125 239L129 238L128 239L129 241L125 240ZM136 238L138 239V242L141 239V243L146 241L142 244L143 245L142 247H141L140 242L139 243L137 242ZM146 238L149 240H146ZM199 238H200V240H199ZM20 239H23V238H20ZM55 239H56V241L58 239L59 240L57 242H55ZM143 239H145V240H143ZM153 239H154V243H153ZM182 239L185 241L184 242L182 241V243H181L180 241ZM209 239L211 240V242H209L210 241ZM214 239L215 240L217 239V241H215ZM9 240H11V241L9 242ZM34 240H35V242L33 243L32 241H34ZM43 240H44V242H42ZM130 240H131V242L135 241L136 243L140 244L139 246H137L138 244L136 245V243L134 242L135 248L140 247L139 249H137V251L139 250L140 253L135 251V253H137L138 255L134 254V250L133 251L128 250V246L132 245ZM170 240H172V242ZM16 241H17V243H16ZM26 241L29 243H27ZM65 241H68V242H65ZM126 241L128 243H126ZM206 241H205V243H206ZM230 241L236 243L234 246L236 248H234V249L237 251V253L234 252L235 254H233V255L232 254L228 255V253L230 254L231 251L233 253L232 249L230 250V252L227 251L229 249L228 244L232 243ZM235 241H237V240L235 239ZM72 242H75V243L72 244ZM155 242L159 243V244H156V246H158V248L162 247V248H160V251H155V250L151 251L150 245L152 243H153L152 249H158L155 247ZM2 243L5 245H3ZM46 243H47V245H45ZM62 243H63V245H62ZM67 243H68V245H67ZM70 243H71V245H70L71 247L69 246ZM116 243H117V245H116ZM148 243H151V244H148ZM14 244H16L17 247H15ZM103 244H105V247L107 246L108 249L103 248V246H104ZM121 244L122 245L124 244L123 245L124 247L123 246L121 247ZM127 244H129V245H127ZM173 244H174L175 250L179 253L174 254V252H173V256L168 255V254H170L169 251L173 249V248L170 249V246L172 247ZM207 244H206V246L208 247ZM225 244H226V246H224ZM59 245H61V246H59ZM64 245H67V246L64 247ZM147 245H148V247H150V249L147 247ZM230 245H233V244H230ZM7 246H11V247H7ZM19 246H20V248L18 250ZM32 246H35V248L33 247L34 249H32ZM68 246H69V248H68ZM92 246L95 248L94 252L96 251V254H93V252H91L93 250V249H91ZM114 246L115 247L120 246V247H119V249L117 247V250H116V248ZM43 247L45 249H43ZM59 247H60V249H58ZM132 247H133V245H132ZM132 247L130 246L131 249H133ZM144 247L146 248V251H145V249L143 250ZM166 247H167V249L168 248L169 249L167 250ZM37 248H39L38 251L35 250ZM64 248H67L68 250L66 251V249L64 250ZM184 248L182 250H184ZM197 248L201 249L203 255L199 250L197 251ZM48 249L50 252L48 251ZM147 249L149 250L148 252H147ZM21 250L23 253L21 252ZM34 250H35L34 253H36L35 257L33 256L34 253H31ZM58 250L60 252L59 254L57 253ZM86 250H88V251H86ZM180 250H181V248H180ZM225 250L228 252L227 256H229V258L226 256ZM238 250L239 251L242 250L241 251L242 253L240 254V252ZM44 251L48 252V254L44 253V255L46 254V256L43 255ZM63 251H65L66 254H64ZM85 251H86V253H85ZM111 251L114 253H112ZM141 251L143 252V254L141 253ZM210 251L212 253H215V254H211L212 257H214L215 255H217L219 257L218 258L219 262L217 260H214V259H217V256H215L214 258L210 257V255H209L211 253ZM98 252L99 253L102 252L103 256L105 258L103 259V256L102 257L100 256L102 254L98 255L100 257H97L96 255L99 254ZM170 252L172 253V251H170ZM216 252L218 254H216ZM219 252H222L223 255ZM40 253H42V254H40ZM62 253H63L62 257H64V258L66 257L65 259L61 257ZM91 253H92V256H91ZM147 253L148 254L150 253V254L148 255ZM53 254H54V256H56L58 254L59 257H61L63 260H61L57 255L56 257L60 260L56 261L57 258L53 257ZM152 254L154 255V257L158 254H159L158 256H160V257L162 256V254L165 256L167 254V256H169V257L171 256V257L167 260L164 259L165 261H162V259L165 256L163 258H160L157 256L159 258V260L155 257V259L157 261H154L155 259L152 261V259L154 258ZM177 254L182 256V258H181L182 260L179 259L180 257H177V256H179ZM47 255H49V257ZM94 255H95V257H93ZM219 255L222 257H220ZM50 256H51V258H50ZM110 256H113L115 258V260H113ZM137 256H139V258ZM167 256L165 258H168ZM231 256H232V258L237 256L236 258H233L234 260H232V263H230L231 262L230 259H232ZM24 257H26L25 254H24ZM28 257L29 256L27 255V257H26L27 260H25V261H29L28 259H30L31 257H29V258ZM46 257H48V259ZM79 257H80V259H79ZM106 257H108V258H106ZM146 257L148 258V260L146 259ZM176 257L178 259L177 261H176ZM206 257H208L209 261H208V259H206ZM41 258H44V259L42 260ZM204 258L206 260H204ZM105 259L107 261H105ZM109 259H111V260H109ZM76 260H79V261L76 262ZM146 260L148 262H146ZM179 260H181V261H179ZM20 261H22V260L20 259ZM151 261H152V263H150ZM188 261H186V262H188ZM215 261H216V263H214ZM45 262L46 261H44L43 264ZM48 262L50 264L51 260ZM48 262H46V263H48ZM88 262H87V264H88ZM223 262H225V260ZM90 264H93V263H90Z\"/></svg>",
  "mask_w": 264,
  "mask_h": 264
},
{
  "label": "bare ground",
  "instance_id": "6f19581e",
  "mask_svg": "<svg viewBox=\"0 0 264 264\" xmlns=\"http://www.w3.org/2000/svg\"><path fill=\"white\" fill-rule=\"evenodd\" d=\"M188 1H189V0H188ZM192 1H193V0H191V2H192ZM194 1H197V0H194ZM194 1H193V3H194ZM200 1H201V0L197 1V3H196V2H195V3H196V4H198V3L201 4ZM202 1H203V0H202ZM204 1H206V0H204ZM207 1H209V0H207ZM260 1H261L262 4H264V0H260ZM191 2L189 1V4H190ZM195 3H194L193 5H196ZM191 4H192V3H191ZM202 4H203V2H202ZM193 5H191V6H192V7H195V6H193ZM208 5H209V6H208ZM198 6H199V4H198ZM260 6H261V5H260ZM196 7H197V6H196ZM205 7H206V9H205V13L208 14V15H210V13H211L210 17L213 16V14H214L215 16H218L216 13H214L215 11L217 12V10L212 11V10H214V9H213L214 7H213V6L211 7L209 3H208ZM208 7H209V9H208ZM236 7L238 8V6H236ZM241 7H242V5H241ZM207 9H208V10H211V12L208 11ZM215 9H216V8H215ZM238 9H241L240 6H239ZM238 9H237V10H238ZM242 9H243L242 11H245V9L248 10L247 8H244V7H242ZM249 10H250V9H249ZM249 10L246 11V13H247V12L249 13ZM224 11H225V10L221 11V13L223 12V14H224ZM250 11L253 12L252 10H250ZM209 12H210V13H209ZM237 12H238V11H237ZM251 12H250V13H251ZM230 13H232V12H230ZM239 13H240V11H239ZM243 13H244V15H245V12H243ZM248 13H247V14H248ZM250 13H249V14H250ZM247 14H246L245 16H247ZM226 15H228V16L230 15L228 11H225V16H226ZM230 16H231V15H230ZM222 17H223V16H222ZM249 17H250V19H251L252 14H250ZM223 18H224V17H223ZM230 18H231V19H234L235 17L231 16V17H229L228 19H230ZM251 20H252V19H251ZM251 20H248V21L246 22L247 24H244V23H245L244 20H242V21H244V22L240 21V24L238 23V25L241 26V27L238 26V28H239L238 31L236 30V31L238 32L237 34H239L238 36H240V35H242V34H243V37H244V35L246 36V34H247V33H246V32H247V29H241V28H244V27H242L243 24H244V25H248V23H250ZM254 21H256V19H255V20L253 19V21H251V24H250V25H252V23H253ZM241 23H242V25H241ZM263 24H264V23H263ZM250 25H249V27H250ZM261 25H262V23H261ZM263 26H264V25H263ZM251 27H252V26H251ZM259 27H262V26H259ZM245 28H246V27H245ZM252 28L255 29V32H256V30H258L257 26H253ZM252 28H251V29H252ZM256 28H257V29H256ZM262 28H263V27H262ZM262 28H261V29L259 28V29H260V30H263ZM240 29H241V30H240ZM254 29H252V32H251V30L249 29L248 32H249L250 34H252L253 31H254ZM243 30H244V31H243ZM260 30H258L257 32L259 33ZM231 31H232L233 33H232ZM231 31H230V32H231L230 34L236 36V33H234L235 30H231ZM236 31H235V32H236ZM245 31H246V32H245ZM241 32H242V33H241ZM257 32H256V33H257ZM245 33H246V34H245ZM260 34H261V33H260ZM227 35H228V34H227ZM256 35H258V34H256ZM261 35H262V34H261ZM261 35H259V36H261ZM225 36H226V35H223L224 38L221 37L222 40H224L226 37L228 38V36H226V37H225ZM247 36H248V35H247ZM253 36H254V35H253ZM253 36H252V37H253ZM196 37H198V36H196ZM196 37H195L194 40L198 41V40H197L198 38H196ZM236 37H237V36H236ZM243 37H242V36H241V38L239 37V38H238L239 41H241V39H242ZM249 37H250V36H249ZM254 37H255V36H254ZM227 38H226L225 40H228ZM187 39H188V38H187ZM192 39H193V37H192ZM200 39H201V37L199 38V40H200ZM184 40H185V39H184ZM188 40H189V39H188ZM188 40H185V42H187ZM194 40H193V41H194ZM225 40H224V41H225ZM253 40H254V38H253ZM200 41H201V40H200ZM200 41H198V43H199ZM224 41H223V42H224ZM108 46H109L108 44H107V46L104 45V47H106L104 50H106ZM246 46H248V47L250 48L249 45H246ZM110 48H111V47H110ZM245 48H246V47H245ZM107 50H108V49H107ZM110 50H111V49H109L108 51H105L106 54H107V52L109 53ZM249 51H250V50H249ZM251 51H252V50H251ZM239 52H240V51H239ZM253 52L256 54V51L253 50ZM240 53L243 54L242 52H240ZM106 54H105V58H107L106 56L108 55V54H107V55H106ZM250 54H251V53H250ZM255 54H253V55L251 54L252 58L254 57ZM243 56H244V55H243ZM243 56H242V59L244 58ZM257 57H258V56H255V58H256L255 60L259 59V58H260V55H259V58H257ZM238 58H239V57H238ZM240 58H241V57H240ZM107 59H108V58H107ZM244 60H245V58H244ZM261 60H262V59L260 58V60H258V61H261ZM163 61H164V60H163ZM102 62L104 63L105 61L103 60ZM242 62H243V61H242ZM242 62L240 63V61H239V62H237V63H238V64L240 63L239 66H241L242 64H243L244 66H246V65L249 64V62L247 63L246 61H245L246 64H245V62H243V63H242ZM261 63H263V62H261ZM90 64H91V63H90ZM95 65H97V64H95ZM101 65H102V66H100V67H101V68H100V71H102L101 69H103V68L105 69L106 67H108L106 64H101ZM105 65H106V66H105ZM249 65H250V64H249ZM92 66H93V65H92ZM103 66H104V67H103ZM96 67H97V66H96ZM102 67H103V68H102ZM241 67H243V66H241ZM241 67H239V68H241ZM108 68H109V70H110L109 74H108V71L106 70L107 68L105 69V72H107V73L103 74L104 69H103V72L100 73V75H101V79H104V80H105V78H106V77H105L106 74H108L109 76L111 75L110 83H109V81H108L107 83L111 84V82H113V83L115 82L114 84H116V85H113V83H112V85H113V87H114V86L116 87V86H117V82H118V80H117L116 78H115L116 80L113 79V77H115L117 70L115 69L116 72H115V75L113 76V75H112V73H113V72H112V68H113V67H112L111 65H109ZM176 68H177V67H176ZM199 68H200V69H199ZM199 68H197V70H198L197 72H198V75L200 76L199 71L201 70L202 67H199ZM243 68H244V67H243ZM243 68H242V71L244 70V74H241V75H240V73H239L238 71H237V72H236V71H233V72H232L233 75L230 74L231 77L233 78V77L235 76V78H236V77L241 78L242 75H245V76H242V78H244V80L246 79L247 81H250V83H252L251 79L253 80V78H255V82H253V83H256V82H257V80H256V79H257V76L254 74V72H250L251 69H249V70L247 69V72H248V73H247V72H245V69H243ZM202 69H203V68H202ZM111 72H112V73H111ZM178 72H179V71H178ZM234 72H235V73H234ZM249 72L251 73V75H250ZM110 73H111V74H110ZM202 73H203V70H202ZM207 73H208V72H207ZM219 73H220V72H219ZM245 73H246V74H245ZM203 74L206 75V72L203 73ZM234 74H237V76L234 75ZM103 75H105V76H104L105 78L102 77ZM108 75H107V76H108ZM117 75H118V74H117ZM179 75H180V76H179ZM247 75L249 76L248 79H247V77H248ZM252 75H255V76L252 78ZM112 76H113V77H112ZM178 76L181 77V74H178ZM220 76H221V75H220ZM220 76H219V77H220ZM246 76H247V77H246ZM204 77H207V75L204 76ZM204 77H203V75H202L203 80L207 79V78H204ZM211 77H212V75H211ZM221 77H222V76H221ZM223 77H224V80H223V85H224V84H226V83H224V81L226 82V81H228L229 79H228V77H227L228 80H225V79H226V76H225V75H223ZM231 77L229 76V78H231ZM182 78L185 79L186 77H184V75H183ZM209 78H210V77H209ZM209 78H208V79H209ZM212 78H213V77H212ZM214 78H215L216 80L219 79V78H217V77H214ZM235 78H234L233 80L236 81L237 78H236V79H235ZM239 78H238V79H239ZM250 78H251V79H250ZM101 79H100V80H101ZM210 79H211V78H210ZM210 79L207 80V81H208V82H211ZM222 79H223V78H220L219 84H221V80H222ZM249 79H250V80H249ZM93 80H94V79H93ZM112 80H113V81H112ZM175 80H176V79H175ZM177 80H179V79H177ZM180 80H182V79H180ZM187 80H188V79H187ZM187 80H186V81H187ZM190 80H191V79H189V81L186 82V83H187V84L190 83ZM192 80H193V79H192ZM233 80L230 79L229 81L234 82ZM102 81H103V80H101V85H103V84H102V83H103ZM212 81H213V79H212ZM238 81H239V80H237V82H238ZM240 81L243 82V79H240ZM253 81H254V80H253ZM184 82H185V81H184ZM193 82H194V81H192L191 83H193ZM208 82H207V83H208ZM237 82H236V83H237ZM191 83H190V84H191ZM228 83H230V82H228ZM236 83H235V84H236ZM95 84H96V81H95ZM95 84H93V85H95ZM208 84H210V83H208ZM230 84H231V83H230ZM235 84L233 85L234 88H235V87L238 88V87L243 86V89H244V88L247 86L246 83H242V84L240 83L239 86L237 85V84H238V83H237L236 85H237L238 87H237ZM245 84H246V85H245ZM191 85H192V84H191ZM213 85H215V83H214ZM217 85H218V81H217V84H216L215 86H217ZM223 85H222V86H223ZM244 85H245V87H244ZM253 85H254V84H253ZM99 86H100V85H99ZM107 86H108V85H107ZM207 86H210V85H207ZM207 86H206V87H207ZM226 86H228V84H227ZM108 87H109V86H108ZM223 87H225V85H224ZM223 87L219 86V88H221V89H223ZM230 87H231L230 89H232V86H230ZM250 87L252 88L253 86H252V85H249L248 88H250ZM255 87H256V84L254 85V89H253L254 91H255ZM99 88H100V87H99ZM103 88H104V87H103ZM153 88H156V87H153ZM212 88H213V87H212ZM209 89L211 90V86L209 87ZM221 89L218 90L217 87H216V90L214 89V90H215L214 92H218V93L221 94V92L223 91V90H221ZM225 89L227 90V88H225ZM225 89H224V91H225ZM230 89H229V90H230ZM240 89H241V88H240ZM95 90H96V87H95ZM105 90H106V89H105ZM105 90H104V91H105ZM152 90H153V93H154V94H157V93H156L157 91H155V89H152ZM156 90H157V89H156ZM210 90H209V92L211 93L212 91H210ZM212 90H213V89H212ZM217 90H218V91H217ZM229 90H228V92H229ZM241 90H242V89H241ZM245 90H247V87H246ZM183 91H185V90H183ZM205 91H206V90H205ZM219 91H221V92H219ZM233 91L236 92V91H240V90H239V89H238V90L234 89ZM233 91H232V92H233ZM181 92H182V91H181ZM185 92H186V91H185ZM185 92H182V93H185ZM226 92H227V91H225V93H226ZM230 92H231V91H230ZM99 93H101V92H99ZM104 93H106V92H104ZM207 93H208V91H207ZM218 93H216V94H218ZM237 93H238V92H237ZM94 94H95V93H94ZM107 94H109V92L106 93L105 98H107V97H106V96H108ZM222 94H223V92H222ZM226 94H228V93H226ZM231 94H232V95H229V96L232 97V96L234 95V96H235V98L233 97L234 100H235L236 98L239 97V96H238L239 94H236V93H234V94L231 93ZM235 94H236V95H235ZM92 95H93V94H92ZM99 96H100V97H99ZM99 96H98V97H99V100L101 101L102 98H103L104 96L101 97L100 94H99ZM203 96H204L203 98L206 99L205 95H203ZM207 96H209V95L207 94ZM210 96H211V97H212V96L214 97V95H210ZM218 96H219V95H218ZM218 96H217V99L222 98L221 95H220L219 97H218ZM237 96H238V97H237ZM91 97H94V96H91ZM211 97H207V98L209 99L208 102L210 101V103H211V101H212V100H210ZM213 97H212V98H213ZM253 97L255 98V94H253ZM253 97H251V98L253 99ZM212 98H211V99H212ZM224 98H226V96H223V99H224ZM215 99H216V98H215ZM226 99H227V98H226ZM238 99H239V98H238ZM240 99H242V98H240ZM240 99H239V100H236L235 102L238 103V101H240ZM199 100H200L201 102H204V101H205L204 99H203V101H202L201 98H199ZM220 100L222 101V99H219V101H220ZM224 100H225V99H224ZM97 101H98V100H97ZM214 101H215V100H213L212 102H214ZM225 101H226V100H225ZM225 101H222V102H223L224 104H226L228 100L226 101V103H225ZM232 101H233V100H232ZM169 102H170V103L172 102L171 104H175V103H173V101H171V100H170ZM222 102L219 103V104H220V105L223 104ZM100 103H101V102H100ZM206 103H207V99H206ZM206 103H205V102L202 103L203 106H204ZM210 103H207V106L205 105L206 107H204V109H203L202 104H201L200 107H197V108H198L197 110H198V111L200 110V111H199L200 113H201V111L204 112V113H202V114L204 115V114H206V113H207V114L210 113V112L213 111V109H214V114H213V113H212V115H211V113L209 114V116H211V117L213 116V118L207 117L208 115L203 116L204 118H203V117H201V118H203V119L205 120V117H207V118L211 119L210 121L214 120L216 124H213L214 121H212L213 123H212V122L210 123V122H209V119H207L208 122H206V120H205V122H206L207 124H209L210 127L212 126L211 128L208 127L206 123L203 124L204 120H203V119L201 120L200 117H199L200 120H199L198 118H196V117H198V116H196L194 113H195L197 110L194 109L192 112L190 111V112H191V113H190V114H191V117L194 118V115H195V118H194V119H196L195 121H197V119H198V123H199V121H200V123H202L204 127H202V125L199 126V127H197L198 124L195 125V122H194L193 124H190L193 128L197 127L198 130H200V129H202V128H203L202 130H206V128L208 127L210 130H209L208 128H207V130L210 131V133H211V131H212L211 129H212V128H214V127L217 128V127H218L217 124H221L223 121H224L223 123H225V120H224L225 117H224V115L227 117V116L230 115V113L232 112V109H233L232 106H233V105L230 103V99H229V102L226 104V105H227V108H228V105H229V106L232 105V106L230 107V108H232V109H231V110H230V108L228 109V110H230V113H226V114H225V112H229V111H226V110H225V112H222V111H221V108L223 109V106H222V105H221L222 107L219 106V104L217 103V101H216V103H215L216 105L218 104V106H219V107H217L218 109H217V108H216V109H217V110H220V111H218V112H221V113H220V116H221V114L223 113L222 116H221V119H220L219 116L216 115L218 112H217V111L215 110V108H214V107H216L215 104L212 103V104L214 105V107H210V106H211ZM229 103H230L231 105H230ZM232 103H234V101H233ZM237 103H236V104H237ZM240 103L242 104V103H243V100H241ZM240 103H238V105H239ZM246 103H248V102H246ZM246 103L242 104L243 106H241V107L243 108L244 105H245ZM102 104H103V103H102ZM236 104H235V105H236ZM238 105H237V108H238ZM51 106H52V105H51ZM208 106H209V107H208ZM247 106L249 107L248 104H247ZM247 106L245 105L244 110L247 109V108H246ZM48 107H49V106H48ZM207 107H208V109H207ZM220 107H221V108H220ZM50 108H51V107H50ZM199 108H201L202 110L199 109ZM209 108L211 109L210 112L208 111ZM212 108H213V109H212ZM219 108H220V109H219ZM227 108H226V109H227ZM237 108H236V110H237ZM239 108H240V106H239ZM205 109H207V110H205ZM234 109H235V107H234ZM234 109H233V110H234ZM240 109H241V108H240ZM195 110H196V111H195ZM204 110H205L206 112H205ZM244 110H243V109L241 110V114H243L242 111H244ZM261 110H262V109H261ZM261 110H260V112H259V110H258V113L256 112L257 114H256V113H253V114H252L251 112H249V110H245V111H247V112L245 113L247 117L245 116V114H243V115H244L245 118H248V115H247V114L250 113L249 116L252 117V118H251V120H250V118H248L249 120L246 119L247 121H254L253 119H255V118L257 117V118L255 119V121H257V122H256V123H255V121L252 122V125H254L253 123H255V125H258L257 123L259 122V121H258L259 118H261V119H260V122H261L262 119L264 118V115H263V114H264V111L262 112ZM50 111H52V110H50ZM50 111H47V113L50 112ZM198 111H197L196 113H198ZM215 111H216V114H215ZM223 111H224V109H223ZM234 111H235V110H234ZM239 111H240V110H239ZM245 111H244V112H245ZM182 112H183V111H181V112H176V113H174V114L172 113L173 115L171 114V115L173 116V118H175V120L172 118L171 120H173V122L171 121V128H170V124L168 125V129H170V130H169V131H168V129L165 130V131L169 132V136H168V134H167V132H166V134H167L166 137L168 136L167 138H169L170 140L172 139V140L174 141V143L176 142V140H177V143L179 142L178 140L181 141V144H180V142H179L178 144L175 143V145H176V147H177L178 149L182 146L183 143H186V142L188 143L189 140L191 139V138H189V137L192 135V133H193V134L195 133V132H194V129H192V127H189V131H190V130H191V131L193 130L192 133H191V131L188 132V130H187V133H184V132L186 131V129L184 128L185 131H183V126H182V128L180 127L181 125H185V122H184V120H185V119H184V118H185L184 116H185V115H183ZM193 112H194V113H193ZM236 112H237V111H235V113H236ZM43 113H44L45 115H44V114H40V115H41V116H42V115H43V116H46V113H45V112H43ZM179 113H181L182 115H178ZM183 113H185V112H183ZM192 113H193V116H192ZM200 113H199V116H202V114H200ZM232 113H233V112H232ZM232 113H231V117H230L231 119H232V117H235L234 115H232ZM235 113H233V114H235ZM261 113H263V114L261 115ZM49 114H51V113H49ZM176 114H177V115H176ZM218 114H219V113H218ZM237 114H238V113L235 114V115H236L235 118H238ZM241 114L239 113V115H241ZM251 114H252V116H251ZM254 114H256L257 116L255 115V117H253ZM259 114H260V115H259ZM47 115H48V114H47ZM165 115H167V113H166ZM168 115H169V114H168ZM171 115H169V116H170V117H169V120H168V117L166 118V119L168 120V122H170V118L172 117ZM174 115H175V116H174ZM214 115H215V118H216L217 120H218V119L221 120L220 123H219L220 120H218V122H217V121L214 119ZM43 116H42V117H39V114H38L37 117H38V119L40 118L39 121L42 122L41 118H43ZM176 116H177V118H178V116H181V117L183 116L182 118H183L184 120H183L181 117H179L180 120H182V121H180V122H182V123H180V122L176 119ZM258 116H259V118H258ZM262 116H263V117H262ZM48 117H49V116H48ZM48 117H45V118L48 119ZM217 117H219V118H217ZM239 117H240V116H239ZM241 117H242L241 120H243V119H244L243 116H241ZM241 117H240V118H241ZM230 118L228 117V119H229L230 121H232V122L235 120V118H233V120H231ZM240 118H238V120H237V119L235 120V121H238V124H239V125L237 124V122L235 123V121H234V124H235V125L231 122V123L233 124L232 127H231V125H228V124H230L229 121L226 122V123H227L226 126H225V124H224V129H225V127L229 126L228 129H229L231 132H230L229 130L227 131L226 129H225L226 131H224V129H221V127L223 128V126L219 125L220 128H219V127H218L219 129H218V128H217V129L214 128L213 130H214V131L216 130V132L213 133V131H212L211 134L213 135V134L217 133V132H218L217 130H220V129H221V131L223 130L222 133H224V132L227 133V132H228L227 135H226V134H223L224 136H228L229 133H232V134H229L230 136H228V137L230 138V142L232 143V140H236V138H237V137L234 138V136H237V135H235V134H239V135H240V133H239V131H238V130H240V129L237 130V128H236V132H238V133L232 131V130H235V129H234L235 126L241 128V131H243V130H242V129H243L242 126H244V125H241V127H240V123H239V119H240ZM22 119H23V118H22ZM28 119H29V118H28ZM28 119H27V120H28ZM32 119L35 120V118H32ZM222 119H223V120H222ZM257 119H258V120H257ZM246 120H245V121H246ZM174 121H177V123H180L181 125L175 123ZM201 121H203V122H201ZM226 121H227V120H226ZM41 122H40V123H41ZM260 122H259V123H260ZM263 122H264V121H262L260 124H263ZM26 123H30V122L26 121ZM26 123H25V124H26ZM38 123H39V122H38ZM38 123H36V124H38ZM172 123H175V126H173ZM183 123H184V124H183ZM200 123H199V124H200ZM223 123H222V125H223ZM242 123H243V124H245V123H246V124H247V123L251 124L250 122H242ZM242 123H241V124H242ZM32 124H35V121H34ZM260 124H259V125H260ZM26 125H28V124H26ZM26 125H25V126H26ZM29 125H30V124H29ZM190 125H189V126H190ZM194 125H195V127H194ZM213 125H214V126H213ZM215 125H216V126H215ZM172 126H173L174 128H176V126H179V127H177V128H179V130L177 129V130H178V131H177V132H178V135H177L176 129L174 130V131L176 132V135H175L174 132H172V131H173V130H172V129H173ZM205 126H207V127L205 128ZM233 126H234V127H233ZM231 128H232V129H231ZM197 129H195V130H197ZM66 130H67V128H66ZM180 130H181V132H180ZM207 130H206V132H204V134H205L204 136L206 137L205 139H207V137L211 136V134H209L208 136H206V135L209 133ZM69 131H70V130H69ZM182 131H183V132H182ZM200 131H201V130H200ZM221 131H219V133H220ZM67 132H68V131H67ZM179 132H180V134H179ZM233 132H234V135H233ZM248 132L251 133V135H248V134H247ZM252 132H253V131H250V129H249V131H247V133H246L245 131L242 132V134L245 133V134L248 135V136H247V135H243V137L246 136L245 138L248 139V140L245 139L244 141H242L243 143L246 142V144H242V143H241V140L244 139L241 135H240V137H239V138L237 139V141H236L237 144L239 143L238 145H235V144H236L235 142L232 143V144L230 145V142L228 141L229 138L226 137L227 139L223 138V139L225 140L224 142L221 141L222 144H224V148H223V146H219V145H222L221 142H220L221 139H219V138H221L222 135H221V133H220L219 136H217V135H218V133H217V135H215V137H214V135L211 136V137H209V138H212V137H213V138H215V140H216V138H217V140H216L217 142H215V140H213V138H212L213 141H211V139H209V142L211 143V144H209V145H212L213 142L216 143V145L213 143L212 146H209V145H207L209 142H207L206 146H209V149H210V147H212L211 150H212V151L214 150V152L217 151V150H219V149L221 150V148H222L223 150H225V145H226V144L228 145V147H227L228 149H229L231 146H232V147L237 146L236 148H239V147H240V150H241V147H242V149H243V148L247 147V145H249V144H250L249 146L251 147L252 143H249V144H248V142H249V141H253L252 138H254L253 135L255 134V130H254V134H252ZM83 133H84V132H83ZM83 133H82L81 135H82L83 137L86 136V133H85V134H83ZM170 133H171L172 135H174V137L176 136L177 139H173V137L170 135ZM181 133H182V134H185V135L187 134V137L184 135V136H183V139H182V137H181L182 134H181ZM206 133H207V134H206ZM73 134H74V133H72L71 135L73 136ZM76 134H77V133H76ZM76 134H75V136H76ZM188 134H190V136H188ZM151 135H152V134L147 133V138H152L153 135H152V136H151ZM194 135H198V134L195 133ZM194 135H192V136L194 137ZM200 135H201V134H199V136H195V137H196V138L194 137L195 140L193 139L194 142L196 143V145L199 146V148H198L195 144H194V145H195L196 147L193 145L194 142H193V143H189V144H192V146H194V147H192V146L189 145L190 148L192 147L193 150H191V151L194 152V155H193V152H192V154H190V155H188V154H189L188 152H185L186 150L188 151V149H187V147H186V146H188L187 143H186V144H187L186 146L183 144L184 147H183V148H180L181 150L184 149V148H186V149L182 150L183 153H180V150H178V149H177L178 152L176 151V152H177V153H176V152L174 151V150H175L174 148H176L175 145H174V147H173V149H172L173 151L171 150L172 153L170 152V154H172L171 156L173 157V153H174L176 158H178V157H177V154H178V153H180V154H182V155H183V154L185 155V157L182 156V155H180V154L178 155V156H179V159H180V160L178 159L179 162H178L176 159H173L172 157H171L172 159H170V157H169L170 154L168 155V153H167V154L165 155V153H164V155H165V156H164L165 158L163 157L164 160H165V159H167V161H168V160H170V161H171V160H172V161L175 160L174 162H176L177 164H179V163L181 162V163H180L181 165H177L178 168H177V166H176V167L173 166L174 169H173V167H172V168H166V166H167L168 164H169V165H168L169 167L172 166V164L170 165V163L167 162V165H166V163L164 164V166H165V170L163 169L164 172L161 170V171H162L161 173L164 174L166 171H168V169H169L170 172L173 171V172L171 173L172 175H173L174 173H175V175H176V174H178V173H183V172H184V173H183L184 175L180 174V175H181V178H182V180H183V177H182V176H185V175L189 174V176L191 177V173L193 172V174L196 173V174H194V175L192 174V177H196V178H194L195 181L192 179V177H191V180H190V178H188V177H187V178H188L191 182H192V180H193V184H194L195 186H198V183H199L200 181H201V184H202V183H203V184H202V186L199 184V187L201 186V187L205 188V185H208V184L211 185L210 183H212V182H210V183L208 182V183H205V184H204V182L212 181V180H210V179H212V177H211L212 172L210 173V174H211V175L209 176L210 178H207L208 176L206 177V178L209 179V180H206V178H204V176H200V177L195 176V175H198V174H199V173L197 174L196 171H197L198 166H201L200 161L203 162V161L206 159V158H204V157L208 156L207 154L204 155V153H206V149H205V147H203V145H201L202 136H200ZM69 136H70V135H69ZM69 136H68V137H69ZM72 136H71V137H72ZM75 136H74V137H75ZM88 136H89V135H87L86 140H89V141H90V145L88 144L87 147H85V145H86V142H85V141L81 140V143L84 142L85 145H84V144L81 145L80 143H78V144H79V145H78V144H77V141H76V140H78L77 137H75V138H76L75 140H74V138L72 137L73 140H74L73 142L76 141V142H75V145H76V146L78 145V146H79V147H78L79 149L76 148L75 146H73L74 143H73L71 140H69L71 137H70L68 140L65 139L67 142L69 141L68 144H71V145H67V144H65V145H67V150H68V148H69L68 146H71L70 148H72V146H73V150H74V147H75V149H77L78 151H82V152L87 150L86 152H84V154L80 153V154L82 155V157L85 158V159H84V158L82 159L80 154H78V156H76V155L71 151L72 149H71V150L69 149L68 151H71L72 154H73V156H74V155L76 156V158H75V156H74V157L72 156L73 161H74V159L79 160V159L81 158V159H82V162H83V161H85L86 158H87L86 161L90 162L89 159H90V158L93 159V157H94L95 160H96V162H97V159H100V160H98V161L100 162V161L103 159V157L98 156L96 153L94 154V152H93V150H92V148H91V147H92L91 144L93 145V139H92V137L89 138ZM145 136H146V135H145ZM145 136H144V137H145ZM192 136H191V137H192ZM216 136H217V137H216ZM224 136H222V137H224ZM232 136H233V138H232ZM184 137H185V138H184ZM193 137H192V138H193ZM197 137H198V140L201 139V141L199 140L200 144L198 143V141H196ZM218 137H219V138H218ZM187 138H188V139H187ZM242 138H243V139H242ZM249 138H250V139H249ZM91 139H92V140H91ZM139 139L142 141L144 138H142V139L139 138ZM169 139H168L167 141H169ZM185 139H186L187 141H186ZM203 139H204V137H203ZM231 139H232V140H231ZM145 140H147L146 137H145ZM162 140H163V141H166L165 138H163ZM182 140H183V141H182ZM184 140H185L186 142H184ZM193 140L191 139L190 142L193 141ZM207 140H208V139H207ZM207 140H205V141H207ZM66 141H65V143H67ZM78 141H79V140H78ZM89 141H88V142H89ZM91 141H92V142H91ZM141 141H140V142H141ZM203 141H204V140H203ZM227 141H228V142H227ZM239 141H240V142H239ZM261 141H263V140H261ZM261 141H260V142H261ZM79 142H80V141H79ZM110 142H111V141H108V143L110 144V145H109V149L112 148V147L114 148V146L118 145V143H116V141H112L111 143H110ZM143 142L147 143L148 140H147V141H144V140H143ZM143 142H141V143L143 144ZM225 142H227V143H225ZM18 143H19V142H18ZM72 143H73V144H72ZM113 143H114V144H113ZM219 143H220V144H219ZM228 143H229V144H228ZM240 143H241L244 147H243V146H240V145H241ZM262 143H263V142H262ZM15 144H17V143H15ZM19 144H20V143H19ZM19 144H18V145H19ZM21 144H24V143L21 142ZM142 144L140 145V148H141V149H142V146L145 145V144H143V145H142ZM179 144H180V145H179ZM202 144H203V142H202ZM218 144H219V145H218ZM258 144H260V143H258ZM258 144H257V146H258ZM263 144H264V143H263ZM263 144H260V146H258V147H260L261 149H259V148H258V149L260 150V153L263 151L262 154L264 155V150H263L264 148H263V146H262ZM18 145H17V146H18ZM80 145H81L82 147H83V145H84L85 150L81 149L82 147L80 148ZM104 145H105V144H104ZM104 145H103V146H104ZM111 145H112V146H111ZM119 145L122 146V145H124V144L121 145V144L119 143ZM177 145H178V146H177ZM200 145L202 146L203 149H202L201 153L198 151V153L196 154L195 151H197V149L200 150V148H201ZM214 145H215V146H214ZM227 145H226V146H227ZM125 146H126V145H125ZM125 146L123 147L124 149H123L122 147H120V148H122V150H125V149H127V147L125 148ZM179 146H180V147H179ZM229 146H230V147H229ZM249 146H248V147H249ZM252 146L254 147V145H252ZM261 146H262V147H261ZM23 147H24V146H23ZM84 147H83V148H84ZM88 147L91 149V150L89 149V152H88ZM117 147H119V146H117ZM214 147H215V148H214ZM253 147H252V148H253ZM113 148H112V150H115V152H114V151H113V152H114V153L117 152V153L119 154L118 157L121 156V158H118V157H117L118 154H115V155H114V153H113V157L115 156L116 159L119 161L120 164H118L116 161H113V162L110 163V161H109L108 159H110V160L112 161V157H110L111 155H109V156H107V158H108V157H109V158H108V159L106 158V161H103V160H102L103 162L101 161V163H104V166H103V165H101V166H102V167H106V166L109 165V164H111V165L114 164V165H113L114 167H112V169H113V172H112V173H113V175H114V173H115V175L117 174V175L119 176V173H118V172L116 173L114 168H116V169H118V170H122V167H123V169H125V168H127V166H125L124 164H125V163H126V165H127V164H128V165H129V164H132L131 162L129 163V162H127V161H129L130 159H132V160L134 161L135 158H131V157L127 156V155H126L127 157L125 156V154H130V151H127V152L125 151V154L123 153V154H124V155H123L121 151H120V153L118 152L120 149H117V148H116V149H115V148L113 149ZM145 148H146V147H145ZM145 148H144L143 150L147 151ZM188 148H189V147H188ZM196 148H197V149H196ZM207 148H208V147H207ZM227 148H226V149H227ZM252 148L249 149V150H245V151L243 150L245 153H247L245 156H248L247 158H246V157H245V158L243 157V159L249 161V160H251V159H253V158L256 157L255 159H256V161H257V155H259V152L257 153V152H256L254 149H252ZM194 149H196V150L194 151ZM216 149H217V150H216ZM245 149H248V148H245ZM258 149H257V151H259ZM250 150L252 151V153H253V151H255L254 154L256 155V153H257V155H256V156H255V155L252 156L253 154L250 152ZM261 150H262V151H261ZM136 151H137V150H136ZM138 151H139V150H138ZM182 151H181V152H182ZM191 151H189V152L191 153ZM241 151H242V150H241ZM90 152L93 153V155H92ZM110 152H111V150H110ZM128 152H129V153H128ZM214 152H212V153H214ZM220 152H221V151H220ZM86 153L89 154V157H90V158L87 157V156L85 155ZM137 153H138V152H137ZM137 153H136V154H137ZM142 153H143V151H141V153H139V155H140V154H141V156L143 155L142 158L138 156V157L136 158V160H135V161H136L135 163H137V160H138L139 158H140L139 161H140V162L142 161L141 166L138 165L139 167H142V168H143V166L145 167L144 164H146V162H148V161H152V162H155V163L158 162V161L156 162V161L153 159V157L150 158L151 155H150V156L148 155V156H149V157H148V161H143V159H144V160H146V159H145V156H144L145 153H143V154H142ZM151 153H152V152H151ZM151 153H150V151H149V154H151ZM187 153H188V154H187ZM215 153H217V152H215ZM248 153H249V154H248ZM250 153H251V154H250ZM76 154H77V152H76ZM111 154H112V152H111ZM120 154H122V155H120ZM132 154H133V153H132ZM186 154H187V155H186ZM198 154H199V156L197 157L196 160H194V158H196V156H197ZM201 154H202V155H201ZM208 154H209V153H208ZM217 154H218V153H217ZM220 154H221V156H220ZM83 155H84V156H83ZM91 155H92L93 157H92ZM94 155H97L98 157H97V156L95 157ZM133 155H134L133 157L136 156L135 154H133ZM191 155H193V156H191ZM203 155H204V157H203ZM213 155H214V154H213ZM213 155H212L211 152H210V155H209V156H213ZM215 155H216V154H215ZM122 156H123V157L125 156V157H124L125 159L127 158V160H125V162H123V161H124V158H123ZM187 156H190L191 158H193L194 161L191 162L192 165L189 164V163H190L189 161L192 160V159L189 158V159H190V160H189ZM200 156L203 157L204 159H203V158H202L203 160L199 159ZM219 156H220V157H219V158H220V159H219L220 162H222V163L224 162V163L221 165V163L219 164V162H217V161H216V162H215L214 160L212 161V159H213V158L215 159V157H216V160L218 159L217 156H214V157L211 159V161L213 162V163L211 162V164H212V165L214 164L213 166H216V167H213L214 169L216 168L215 170H218V169H219V170L221 171V168H222L223 166L225 167L226 161H229V159L226 160L227 157L225 156L226 159L224 160L225 157L222 156V153H219ZM249 156H250V157L252 156L251 159L249 158ZM77 157H78L79 159H78ZM99 157H100V158H99ZM167 157H168V158H167ZM182 157H183V162H182V160H181ZM186 157H187V159H186ZM261 157H262V156H261ZM261 157H260V159H262L263 161H262V160H258V161L260 162V168H261L262 170H264V169H263L264 167H263V166L261 167V165L263 164V163H261V161L264 162V156H263L262 158H261ZM96 158H97V159H96ZM122 158H123V160H122ZM184 158H185V159H184ZM81 159H80V160H81ZM116 159L113 158V160H116ZM120 159H121V161H120ZM222 159H223L224 161H223ZM107 160H108L109 163H107ZM153 160H154V161H153ZM164 160H163V161H164ZM184 160H185V161H184ZM186 160H189V161L186 162ZM199 160H200V161H199ZM206 160H207V159H206ZM208 160H209V159H208ZM208 160H207V161H208ZM221 160H222V161H221ZM253 160H254V159H253ZM130 161H131V160H130ZM139 161H138V162H139ZM163 161H159V163H157V164L159 165V167H158V166L156 167V166H155L156 164L154 165L155 169L157 168L156 170H160L159 168H160V165L163 163ZM172 161H171V162H172ZM195 161H196V163H197V164H196L197 166L195 165ZM207 161H206V162H207ZM75 162H76V163L72 164V165H74V168H73V169L76 168V169H75L76 172L79 171V173H78V174H79L78 178L81 177L80 179H81V181H82V184H84V183H83V182H84V175H83L82 173H80V171H82V168H81L80 170L78 169V171H77V168H78L77 165L80 164V165H79V168L81 167V165L85 166L84 164H86V165H87V164H88V165L90 164L91 167L94 166V165H92L91 163H88V162H86V163L84 162L83 164H81V161H80V163H79L78 161H75ZM122 162H123V164L121 165ZM140 162H139V163H140ZM161 162H162V163H161ZM165 162H166V161H165ZM188 162H189V163H188ZM198 162H199V163H198ZM204 162H205V161H204ZM206 162H205V165H206L208 162H210V161H208L207 163H206ZM101 163H100V164H101ZM116 163H117V165H115ZM139 163H138V164H139ZM149 163H151V162H149ZM172 163H173V162H172ZM184 163H185V164L187 163V165H188V166H187V165L184 166L186 169H184V168L179 169L180 167H183L182 164H184ZM216 163H217L218 165H220L219 168H218V165H217ZM227 163H228V162H227ZM75 164H76V167H75ZM106 164H107V165H106ZM152 164H154V163H152ZM199 164H200V165H199ZM111 165H109V166H111ZM119 165H121V166H119ZM142 165H143V166H142ZM149 165H150V164H149ZM173 165H175V164L173 163ZM190 165H191V167H192L191 170H190V168H189ZM193 165H194V166H193ZM203 165H204V163H203ZM205 165H204V167H205ZM208 165H209V163H208ZM208 165H207V166H208ZM263 165H264V164H263ZM90 166H85L86 168L84 167V169H85V170H88L87 168H90ZM117 166H118V167H117ZM124 166H125V168H124ZM164 166L162 165V168H164ZM186 166H187V167H186ZM221 166H222V167H221ZM227 166H228V165H227ZM227 166H226V168H227ZM95 167H97V166L95 165ZM95 167H93V168H95ZM98 167H100V165H98ZM98 167L96 168L97 170L94 169V170H95V171H94V175L91 174V175H92L91 177H90V175H89L90 173H92V172H90V169L88 170L89 173H87V172L84 170V173L86 172L85 174H86V175H87V174L89 175V176L87 175L88 178H87L86 175H85L86 179L88 180L89 177H90V179H91V180L89 179L88 181L85 180V182L87 181V182L90 183L92 180H94L93 183L95 184V181L98 180V179H100V178H101V179H102V178H109V177H103V176H104L103 174L106 173V172H108V171H110V170L108 169V171H104L106 168L104 169V168L101 167V169H100V168H98ZM120 167H121V168H120ZM150 167H151V165H150ZM150 167H149V168H150ZM193 167H194L195 169H194ZM196 167H197V168H196ZM201 167H203V166H201ZM93 168H92L91 170H93ZM119 168H120V169H119ZM146 168H147V167H146ZM146 168H143V170H144V169L146 170ZM149 168H148V169H149ZM187 168H189V170H188ZM209 168H210V165H209V167H206V169H208V174H209V171H210V169H211V168H210V169H209ZM217 168H218V169H217ZM99 169H100V170L103 169L102 171H103L104 173H102V171H100V173L102 174V177H101V174H100L99 178L95 180L93 176L96 175V172L99 171ZM152 169H153V168H151V170H152ZM155 169H154V170H155ZM172 169H173V170H172ZM175 169H176V170L178 169L179 171H182V169H184V170H183L182 172H178V171H177V172H178V173H177V172H174ZM214 169H213V171H214ZM224 169H225V168H224ZM106 170H107V169H106ZM186 170H187V171H186ZM193 170H194V171H193ZM198 170H200V167L198 168ZM225 170H226V169H225ZM123 171H124V170H123ZM123 171H122V173H120V174H121V175H120L121 177H119V178H116L117 175L114 177V176L112 175L111 171L108 172V173H111V174H109V175H112V176L115 178V180H121L122 177H123V179H127L126 182H128V180H131V181H132L133 179L124 178L125 174L123 173ZM169 171H168V175H163V176H167L166 179H167V178L169 179V177H168V176L170 175V174H169ZM188 171L191 172V173H187ZM206 171H207V170H204L205 173H206ZM223 171H224V170H223ZM71 172H73V170H71ZM71 172H70V173H71ZM76 172H75V173L73 172V173H74V176H73L72 178L75 177ZM199 172H201L202 174L204 173V172L201 171V170H200ZM218 172H219V171H218ZM221 172H222V171H221ZM97 173H99V172H97ZM108 173H107V175H108ZM145 173H146V172H145ZM205 173H204V175H205ZM214 173H216V172H214ZM35 174H39V173L37 172V173H35ZM78 174H77V175H78ZM81 174L83 175V178H82V175H81ZM122 174H123V175H122ZM143 174H144V173H143ZM208 174L206 173V175H208ZM70 175H73V174H70ZM80 175H81V176H80ZM107 175H106V176H107ZM141 175H142V174H141ZM145 175H146V174H145ZM145 175H144V177H146ZM175 175H174V177H172V176L170 175V176L173 178V180H175ZM41 176H44V178L41 177ZM46 176H47V174H45V175H41V174H39V177H40V178H38V183H39V180H40V179H41L42 181H44V182L47 181V180H46V179H47ZM48 176H49V174H48ZM96 176H98V175H96ZM176 176H177V175H176ZM187 176H188V175H187ZM260 176H261V175H260ZM140 177H141V176H140ZM171 177H170V178H171ZM177 177H178V176H177ZM42 178H43V179H42ZM45 178H46V179H45ZM72 178H71V179H72ZM78 178L76 177V180H74L75 182H73V186H72V188H71V192L74 191V189H73L74 186L77 187L76 185H78V186L80 185V183L78 184V182L80 181ZM92 178H93V179H92ZM181 178L179 177L178 179H181ZM185 178H186V176H185ZM185 178H184V180H185ZM197 178H200V180H198ZM201 178L204 179V180H206V181L202 180ZM101 179H100V180H101ZM140 179H141V178H140ZM140 179H139V180H140ZM146 179H147V178H144V180H146ZM257 179H259V177L256 178V181H257ZM261 179H262V178H260V181H262ZM72 180H73V179H72ZM77 180H79V181H77ZM100 180H98V181H100ZM108 180H112V182L114 181L113 178H111V179L109 178ZM135 180H136V181H135ZM135 180H134V181L137 182V183H138V186H139L140 183H139L138 178L135 179ZM147 180H148V179H147ZM184 180H183V181H184ZM254 180H255V179H254ZM51 181H52V179H51ZM81 181H80V182H81ZM98 181H96V183H97ZM131 181H130L129 183H131ZM177 181H178V180H177ZM177 181H175V182H177ZM186 181H187V180H186ZM186 181H184V182H182V181L180 182V181H179V182H180V184L183 183V185H184V183H185ZM190 181L188 182V184H186L188 187L191 186V185H189ZM196 181H197V184H196ZM258 181H259V180H258ZM258 181H257V182L253 181L254 183H252L251 187H252V188H253V187H256V186H254V185H256V183H258ZM48 182L50 183V179L48 180ZM52 182L55 184L54 181H52ZM52 182H51V183H52ZM76 182H77V183H76ZM121 182L125 185V180H124V181L122 180ZM140 182H141V183L143 182L144 185L148 183V182L145 183V182L142 181V180H140ZM149 182L151 183V180H150ZM179 182H178V183H179ZM89 183H86V186H88V188H89L88 190H90V191H91L92 189L95 188V189H94V190H95L94 193H97L96 191L99 190L98 188H100V187H98V186H100V184H101V186H102V180H101L100 183L98 182L99 185L96 184V186L98 187L97 189H96V187H95L94 185H91V186H92V189H91V188H90L91 186L89 185ZM93 183H92V184H93ZM143 183H142V184H143ZM186 183H187V182H186ZM75 184H76V185H75ZM82 184H81V185H82ZM123 184H122V187H123V188L120 186L122 189H121L120 187H114V186H113V187H114V189H115V188H116V189L118 188L120 192H121L122 190L126 192V193H124V192L122 191L123 194H121L122 192H121V193H120V192L117 193V190L115 189V190H116V193H117L118 195H119V193H120V195H123V196H124L123 199H122V201H121V199H118V200L120 201V204H122L123 206H125V205L129 204V202H127V201H130V202H131V201L134 200V199H132V198H135V197L133 196L134 193H133V194L130 193V192L126 189V185L124 186ZM180 184H178V185H180ZM190 184H191V183H190ZM193 184H192V185H193ZM253 184H254V185H253ZM259 184H260V182H259ZM55 185H56V184H55ZM131 185H132V183H131ZM144 185H143V186L141 185V186L144 188ZM156 185H157V184H156ZM169 185H170V184H169ZM183 185H180V186H183ZM186 185H184V187H186V189H187L188 187H187ZM194 185L191 186V187H189V188H190V189H193V188L195 189V186H194ZM203 185H204V186H203ZM257 185H258V184H257ZM260 185L262 186V184H260ZM260 185H259V187H260ZM108 186H110V185H108ZM111 186H112V185H111ZM111 186H110V187H111ZM127 186H128V185H127ZM149 186H150V185H149V183H148V186L146 185L145 187H146V188L148 187L147 189H151V188H152L151 190H153V191H154V189L157 188V187L161 189V185H159V186H158V185H157V186L153 185L152 187H151V186L149 187ZM154 186H155V188L153 189ZM43 187H44V186H43ZM46 187L48 188V186H46ZM50 187H51V184H49V188H50ZM103 187H104V186H103ZM132 187H133V185H132ZM162 187H163V188H162L161 190L164 192V194H165V192H166V194H167V196H166V194H165V197H163L165 203H166L165 198H167V201H168V199L170 198V196H172V198H173V199L170 198V200L172 199L173 202H174V195H175V194H174V191H175V189H172V188H174V186H172V187L169 186V187H171V188H168V189L166 188L167 186H165V187L162 186ZM192 187H193V188H192ZM206 187H207V186H206ZM251 187H250L249 191L252 189ZM257 187H258V186H257ZM263 187H264V182H263ZM77 188H78V187H77ZM104 188H106V187H104ZM128 188H130V187L128 186ZM137 188H138V187H137ZM137 188L135 187V189H137ZM146 188H144V192H143V193H146V192L148 191V190H146ZM164 188H165V190L167 189V191H169L168 193L171 194V195L169 194L170 196L168 195L167 191L164 190ZM180 188H182V187H180ZM189 188H188V190H189ZM203 188H201V189H202V192L205 191ZM51 189H52V188H51ZM53 189H56V186H55V188H53ZM79 189L82 191V189L80 188V186H79ZM110 189H112V188H110ZM114 189H112V191H113ZM120 189H121V190H120ZM125 189H126L127 191H126ZM132 189L134 190V192H137L138 190L140 191V189H142V188L139 187V189L135 190L134 187H133V188H131V191L133 192ZM160 189H157V191H159ZM170 189H172L173 191L170 192V191H171ZM194 189H193V190H194ZM197 189H200V188H197ZM262 189H263V188H261V190H260L261 192H262ZM44 190L46 191V190H48V189L45 188ZM85 190H86V189H85ZM94 190H93V191H94ZM145 190H146V191H145ZM255 190H256L255 192L252 190V191H253V192H252L253 194L251 193V191H250V193H247V194H248V198H249V194H250V196H252V197H251L252 200L255 198V200H253V201H256V198L258 197V195L260 196V194L258 193L259 191H257L256 188H255ZM258 190H259V188H258ZM28 191H29V190H28ZM57 191H58V190H57ZM78 191H79V190L76 189V191H74V192L77 193ZM90 191H89V194H87V195H84L83 192H82L83 195H81V196H80L78 193H77V195H76V194H75V195H76V197H77L78 195H79L78 197H83V196L86 197V196H88V195H90V196H94V195H91V194H93V193H91L92 191H91V192H90ZM103 191L106 193L105 189H104ZM139 191H138V195H139L140 193H142V192L139 193ZM141 191H143V189H142ZM153 191H152V193H151V192H148V193H147L148 195H147L146 197H148L150 194H151V195L154 194V196L152 195V196H149V197H152V198L154 197L155 200H154V199H152V200L156 201L158 198L161 197L159 194H160L162 191H160V193H158V192L156 193V191H155L156 194H155ZM48 192H49V191H47V193H48ZM74 192H73V193H74ZM86 192H87V191H86ZM98 192H99V191H98ZM194 192H195V190H194ZM196 192H199V191H196ZM202 192H201V193H202ZM256 192H257V193H256ZM26 193H27V191H26ZM47 193H45L44 195L46 196ZM84 193H85V192H84ZM87 193H88V192H87ZM108 193H109V192H108ZM110 193H111V192H110ZM113 193H114V191L112 192V194H113ZM128 193H130V194H128ZM143 193H142V194H143ZM263 193H264V192H263ZM98 194H99V193H98ZM98 194H96V195H98ZM103 194H104V193H103ZM103 194H102V195H103ZM112 194L109 195V199H107L108 196H107L106 199H103V202H104V200H106V201L108 200V201H109L110 198L113 200V198H112ZM117 194H114L113 196L116 195V198H117V196H118ZM164 194L162 195V193H161L162 196H164ZM203 194H204V192H203L201 195H203ZM255 194H256V195L258 194L257 197H255V196H256ZM261 194H262V193H261ZM31 195H33V194H31ZM104 195H105V194H104ZM120 195H119V196H120ZM145 195H146V194H145ZM156 195H159V196H156ZM206 195H207V193L205 192V194L202 196L203 198H201V200L204 201V199L207 197L206 199L208 200V202L211 203V200H212V199H208L209 196H206ZM253 195H255L254 198H253ZM34 196H35V195H34ZM45 196H44V197H45ZM47 196H48V194H47ZM70 196H71V194H70ZM70 196L67 195V198H66V196L63 197V198L61 197V198H62L63 200H68V199H69L68 197H70ZM90 196H89L88 198H92V197H90ZM110 196H111V197H110ZM119 196H118V198H121V197H122V196H120V197H119ZM125 196H126V197H125ZM131 196H133V197H131ZM135 196H136V195H135ZM140 196H141V195H140ZM143 196H144V195H143ZM168 196H169V197H168ZM44 197H43V198H44ZM48 197H49V196H48ZM48 197H47V198H48ZM50 197H51V196H50ZM58 197H60V195H59ZM78 197L75 198V196H74L75 200L72 201V202H75V201H76V203L78 204L79 201L77 202V200H76V199H78ZM98 197H99V195H98ZM103 197H104V196H103ZM137 197H138V196H137ZM144 197H145V196H144ZM149 197H148V198H149ZM156 197H157V198H156ZM47 198H45V199H47ZM64 198H66V199H64ZM72 198H73V197H72ZM88 198H86L87 201H88ZM93 198H95V196H94ZM96 198H97V197H96ZM96 198H95V199H96ZM116 198H115V202L118 201V200L116 201ZM124 198H126V201H125ZM161 198H162V197H161ZM161 198H160L159 200H163V199H161ZM195 198H198V199H196V200L194 199V200L197 202V203H196V202H193L194 205L197 204V206H198V205L201 206V200H200V197H195ZM251 198H249L250 200H248V201H250V203L252 202ZM261 198H264V194H263V196L261 195ZM261 198L258 197V199H261ZM32 199H33V196H32ZM80 199H82V198H79L78 200H80ZM95 199L91 200L89 203L91 204V202L94 201V202H92V203H94V204L96 203V204H97V199H96V201H95ZM127 199H128V200H127ZM191 199H192V198H191ZM191 199H190V200H191ZM26 200H27V198H25V201H26ZM36 200L38 201V198H37ZM48 200H51V198H48ZM48 200H47V202H48ZM55 200H59V201H60V199H58V198L55 199ZM83 200H84V203L87 202V201H85L84 198H83ZM112 200H111V201H112ZM123 200H124V201H123ZM140 200H141V199H140ZM148 200H149V199H148ZM148 200H147V201H148ZM172 200H171V203H173ZM198 200H199V202H198ZM207 200H206V202H207ZM233 200H235V199H231L232 204H231V202H230V204H229V202H227V201H226V204L228 203L227 205H232V206L234 205V207L236 208L237 205L235 204V202H237V201H235L234 204H233ZM34 201H35V200H34ZM40 201H41V200H40ZM80 201H81V200H80ZM98 201H99V200H98ZM111 201H110V202H111ZM137 201H139V200H137ZM154 201H153V202H154ZM182 201H183V200H182ZM182 201H181V202H182ZM192 201H193V200H192ZM192 201H191L190 203H192ZM203 201H202V202H203ZM229 201H230V200H229ZM26 202H29V204L31 205L30 201H26ZM35 202H36V201H35ZM42 202H43V201H42ZM54 202H55V201H54ZM67 202H69V200H68ZM72 202H71V204H68V205L65 206V207L67 208L69 205H72V204L75 205V203H72ZM81 202H83V201H81ZM123 202H124V203L127 202V203H125V205H124ZM141 202H142V203H141ZM149 202H150V201H149ZM151 202H152V201H151ZM153 202H152V203H153ZM156 202H157V201H156ZM161 202H163V201H161ZM168 202H169V201H168ZM208 202H207V203H208ZM260 202H261V203L264 202V199H263V201H262V199H261L259 202L257 201L256 203L259 204ZM49 203H51V201H49ZM52 203H53V202H52ZM52 203H51V205H52ZM65 203H66V201H64V204H65ZM84 203H82L83 205L81 204L83 207H84ZM87 203H88V202H87ZM87 203H86V204H87ZM89 203H88V204H89ZM100 203H101V202H100ZM100 203H99V204H100ZM111 203H112V202H111ZM113 203H114V202H113ZM133 203H134V202H133ZM144 203H145V202H144L143 200L140 201V205H141V204L144 205ZM157 203H158L157 205H159V208L161 209L160 205H162V204H159L160 201L157 202ZM163 203H164V202H163ZM171 203L169 204V206L171 205ZM193 203H192V204H193ZM198 203H199V204H198ZM203 203H204V204H202V206H203V205L206 206L207 203L205 204V201H204ZM252 203H255V202H252ZM45 204H46V203H45ZM53 204H54V203H53ZM60 204H61V205L63 204L62 201L59 203V205H60ZM86 204H85V205H86ZM88 204H87V205H88ZM99 204H97V205H99ZM115 204H116V203H115ZM138 204H139V203H138ZM212 204L214 205L215 202L212 201ZM212 204H210V205L208 204V205H207L208 208L210 207L209 211L211 210V208L213 209V206L211 207ZM216 204H217V203H216ZM219 204H220V205H219L220 207H221L222 204H224V205H222V206H224V207H221L222 210H220V209L217 210V208H219V206H216L217 208H215V210H216V211H219V214H220V211H222L221 213L223 214V209H224V208L226 209V207H227V210H230V213L233 211V210H232V208H233L232 206H230V208H229V206H226V207H225V205H226L225 202H224V203H219ZM263 204H264V203H262V204L260 205L261 208H262V205H263ZM27 205H28V204H27ZM47 205H48V204L45 205V206H46V210H47V209H50V207L47 206ZM55 205H56V204H54V207H55ZM57 205H58V204H57ZM81 205H80V203H79V206H80V209H81V210L78 209V211H80V212L82 213L83 209H85V211H86L88 208L86 209V208H85L86 206L83 208ZM97 205H96V206L93 205V206L95 207V210H96V213H97V215H96L97 217H96V218H98V217L100 216V214H99L98 212H100V213L102 212V206L98 207ZM101 205H102V204H101ZM104 205H105V204H104ZM104 205H103V206H104ZM109 205H110L111 209L113 210V212H111L112 210L109 209L110 207H109V208L107 207V209H109V211H110V213L108 212V216H109V217H110V214H111L112 217H113V216L122 215V214H123L122 212H126V213H128V211H129V212L131 213L130 210L126 211V210H127V208H126V210H123V211H120V212L117 211V212H119V213H121V214H119V213L116 214L117 212L114 211V210H116L118 207L115 208V206H114V208H113L112 204H109ZM109 205H108V206H109ZM113 205H114V204H113ZM133 205H135V204H133ZM133 205H131V207H132ZM140 205H139V206H140ZM149 205H151V204H149ZM149 205H148V206H149ZM165 205H166V204H165ZM165 205H164V206H165ZM217 205H218V204H217ZM235 205H236V206H235ZM34 206L37 207V203H36V205H34ZM34 206H33V207H34ZM45 206H44V207H45ZM118 206H121V205H118ZM123 206L121 207V209L123 208ZM127 206H128V205H127ZM137 206H138V205H137ZM139 206H138V207H139ZM144 206H145V210H146V208H148V207L146 206V203H145ZM144 206H143V207H144ZM162 206H163V205H162ZM164 206H163V207H164ZM188 206H189V205H188ZM205 206H204V207H205ZM256 206H257V205H256ZM31 207H32V206H31ZM31 207L29 208V206H28L29 210L31 209ZM35 207H34V208H35ZM39 207H41V206H39ZM42 207H43V206H42ZM47 207H48V208H47ZM69 207H70V206H69ZM77 207H78V205L76 206V210H77ZM96 207H97V209H96ZM125 207H126V206H125ZM125 207H124V209H125ZM138 207H137V209H135V206H134V209H135V210H134L133 208H130V209H131V210L133 209L134 211L137 210V212H140L142 209H144V208L141 207V206H140V208H138ZM163 207H162V210H165V208H163ZM165 207H166V206H165ZM214 207H215V206H214ZM1 208H2V207H1ZM1 208H0V210H2ZM73 208H74V206H73ZM78 208H79V207H78ZM82 208H83V209H82ZM90 208H93V207H90ZM150 208H153V207H152V206H151V207L149 206V209H150ZM154 208H155V207H154ZM159 208H158V209H159ZM186 208H187V206H186ZM235 208H233V209H235ZM51 209H52V211L55 212V209H57V208L53 209V207L51 206ZM51 209H50V210H51ZM64 209H65V208H64ZM68 209H69V208H68ZM71 209H72V208H71ZM139 209H141V210H139ZM155 209H156V208H155ZM205 209H206V210H204V212H207L208 210H207L206 207H205ZM263 209H264V207H263ZM39 210H40V209H38V211H39ZM62 210H63V209H62ZM133 210H132V211H133ZM138 210H139V211H138ZM145 210H144V211H145ZM156 210H157V209H156ZM162 210H161V213H162ZM215 210H214V211H215ZM235 210H236V209H235ZM257 210H258V207H257L256 211H257ZM260 210H261V212H259ZM32 211H33V212L37 211V208H36L35 211H34V209H33ZM63 211H64V212L62 213L63 215H61V216H62V220H65V219H63V217L66 218L64 214H66V213H68V212H67V210H66V211L63 210ZM69 211H72V210L69 209ZM74 211H75V210H74ZM85 211L83 212V213H85L84 217L87 215V213H86ZM89 211H91V210H89ZM93 211H94V210H93ZM142 211H143V210H142ZM142 211H141V212H142ZM148 211H149V210H148ZM148 211H147V213H149ZM157 211H159V210H157ZM165 211H166V210H165ZM165 211L162 213V215L164 214V217L162 216V219L164 218L162 221H163V222L166 221V220H167L166 218L168 217V220H167V221H168V224H170V223L173 221V220H172V217L169 216V214H170V207L168 208V212H169V213H167V214H168V215H166L167 217L165 216ZM211 211H212V210H211ZM214 211H212V212H214ZM242 211H243V210H242ZM30 212H31V210H30ZM65 212H66V213H65ZM80 212H79V213H78V212H75L76 214L78 213V215H75V214H74V215H75L76 217H79V216L81 215ZM91 212H92V211H91ZM114 212H115L116 215H114ZM137 212L135 213V215L138 217ZM141 212H140V213H141ZM159 212H160V211H159ZM166 212H167V211H166ZM193 212H194V211H192V212L190 211V212H188L187 214H185V215L182 217L183 219H184V217H185V220H187V223H188L189 225H190V223L192 222V221H191V222L189 221L190 223L188 222V218H187V217H190L189 215H191V220L196 219V217H193V216L196 215V214H194L195 212H194V213H193ZM234 212H235V211H234ZM234 212H233V213H234ZM240 212H241V210L239 211V215H240ZM0 213H1V211H0ZM35 213H36V212H35ZM35 213H32V214L35 215ZM39 213H41V210H40ZM89 213H90V212H89ZM89 213H88V214H89ZM133 213H134V212H133ZM133 213H132V214H133ZM215 213H217V212H215ZM215 213L212 214L213 217L217 215V214H215ZM226 213H229V211H226ZM237 213H238V212H237ZM247 213H248V212H247ZM247 213H244V214H246V215H245L246 217H245L244 215H242V213H241L239 219L237 218V217H239V215L237 214V217H236V216H235V213H234V216L237 218V220H234V219L231 220V219H232L231 216H233V214H229L230 216H228V218H229L231 221H236V223H237V221L239 220V225H240V221H241V218H243V216H244V218H245V221H247L246 218H247V219H248V217L250 218V216H247ZM258 213H259V214H258ZM2 214H3V213H2ZM4 214H5V212H4ZM69 214H70V212H69ZM71 214H72V213H71ZM79 214H80V215H79ZM124 214H125V213H124ZM142 214H143V213H142ZM142 214H140V215H141V216H140L141 218L138 217V218L141 219V221H140V219H139V220H138L139 223H138V222H135V224H138V225H139L140 223H142V221L144 220V217H146V216L148 215V214H143V215H142ZM188 214H189V215H188ZM214 214H215V215H214ZM224 214H225V211H224ZM260 214H262V215L264 214L263 211H262V209H259L258 212H256V216H257V217H255V218H257V219H256V221H257L256 223H257L258 225H260V224L262 225V222H261V220H262V215L260 216ZM33 215H30V216H32L31 219H33ZM43 215H46L45 210H44V212H43ZM43 215H42L41 218H40V214L37 215V217H39L38 219H39V220H42ZM58 215H59V214H58ZM72 215H73V214H72ZM72 215H69L70 217L66 215L67 217L70 218V219L68 220V223H71L72 220H73V221L75 220V219H73L75 216H73V218L71 219V216H72ZM90 215H91V214H90ZM90 215L87 216V218H89V219H87V220H90V217H89ZM127 215H129V213H128ZM135 215L133 214V217H135ZM144 215H146V216H144ZM170 215H172V214H170ZM187 215H188V216H187ZM212 215H211V216H206L205 219H206L207 217H208V218H209V217L213 218ZM225 215L227 216V214H225ZM248 215H249V214H248ZM258 215H259L261 218L258 217ZM46 216H47V215H46ZM59 216H60V215H59ZM94 216H95V215H94ZM124 216H125V215H124ZM186 216H187V217H186ZM196 216H197V215H196ZM217 216H218V215H217ZM219 216H221V215H219ZM234 216H233V217H234ZM254 216H255V215H254ZM254 216H253L252 218H254ZM3 217H5V216H3ZM3 217H1L2 220L4 219ZM8 217H9V216H8ZM54 217H55V216H54ZM56 217H57V216H56ZM56 217L53 218V217H51V215L49 216V218H50L51 221H52V220H55ZM92 217H93V215H92ZM112 217H111V218H112ZM122 217H123V216H122ZM127 217H129V216H127ZM130 217H132V216L130 215ZM130 217H129V218H130ZM133 217L131 218V220L133 219ZM137 217H136V218H137ZM169 217L171 218V220H169V219H170ZM192 217H193V218H192ZM221 217L224 218L225 216H224V217L221 216ZM230 217H231V218H230ZM34 218H35V217H34ZM44 218H45V217H44ZM44 218H43V221H41V222H42L43 224H44V222H45L44 226H45V225L48 226L49 223L47 224V221H45ZM59 218H60V217H59ZM59 218H58V219H59ZM80 218H81V216L79 217L78 220L82 223V220H83L84 218H83V216H82V220H81ZM111 218H110V219H111ZM222 218H221V219H220V218H219V219H218V218H216V219L213 218V220H214V221H215V220L217 221V219H218V222H220L221 224L224 223V225H228V224L230 225V222H228L229 220L226 221V219L224 218V219H225L224 221H226V222H223V221H222ZM252 218H251V219H252ZM255 218H254V219H255ZM258 218H259V219H258ZM9 219H10V218H8V220H9ZM29 219H30V218H29ZM35 219H37V218H35ZM106 219H107V218H105V222H106ZM119 219H120V218L118 217V218H117L118 222H119ZM121 219H122V218H121ZM165 219H166V220H165ZM200 219H201V218H200ZM254 219H253V220H254ZM260 219H261V220H260ZM59 220H60V219H59ZM62 220H60V223H62V222H61ZM93 220H95V219H93ZM99 220H101L100 217H99ZM115 220H116V219H115ZM180 220L183 221L182 219H180ZM185 220H184L181 224H183V223L185 222ZM208 220H210V221L212 222V219L209 218ZM242 220H243V219H242ZM258 220H260V222H259ZM0 221H1V220H0ZM11 221H12V223H13V219H11ZM28 221H29V220H28ZM37 221H38V220H36V222H37ZM55 221H56V220H55ZM55 221L53 222L54 224H55ZM84 221H86V220H83V223H84ZM122 221H124V218H123ZM122 221H120V223H118L119 226L121 225ZM210 221L207 222L208 225H211V226H212V227L209 226L211 229L208 228V229L206 230V231H208V230L210 231V230H211V232L208 231L209 233H211V234H208V236H209V235H212V232H213L214 230H216V229L218 228V226L220 225V223H216V224H218V226H217V228H216V224H215L216 221L213 222V223H211ZM221 221H222V222H221ZM245 221H243L244 223L242 222L244 227H245V225H244V224H245ZM8 222H9V221H8ZM32 222H33V220H32L31 222H29V223L32 224ZM36 222H35V223H36ZM48 222H49V221H48ZM65 222H67V221L65 220ZM94 222H95V221H91L90 223L93 224ZM105 222H104V224H108V223H109L108 220H107L108 223H107V222L105 223ZM110 222H111V221H110ZM126 222H128V221L125 220V223H124L125 225L128 224V223H126ZM131 222H132V221H130V227H131V226L134 227V224L132 225ZM163 222H161V223H163ZM169 222H170V223H169ZM227 222H228V224H226ZM258 222H259V223H258ZM4 223H6V222H4ZM10 223H11V222H10ZM24 223L27 224V225L29 226V223H28V222H27V223L24 222ZM35 223H33V225H35ZM39 223H40V222H37V223H36V226L39 225ZM53 223H52V224H53ZM90 223L88 222V223H87V226H89ZM100 223H101L100 225L102 226L103 223H102V222H100ZM115 223H116V222H115ZM164 223H165V222H164ZM166 223H167V222H166ZM187 223H185L184 225H186ZM209 223H210V224H209ZM232 223H233V224H232ZM232 223H231L230 226H234V225H235V226L237 227V225H236L235 222H232ZM234 223H235V224H234ZM43 224H40V225L43 226ZM54 224H53V225H54ZM79 224H80V223H79ZM88 224H89V225H88ZM95 224H96V222L94 223V225H95ZM112 224H113V223H112ZM168 224H167V225H168ZM188 224H187V225H188ZM214 224H215V225H214ZM237 224H238V223H237ZM254 224H255V223H254ZM0 225H3V223L0 222ZM8 225H9V226H8ZM10 225H11V224H7V227L9 228V229H8V228H7V229L10 230L9 232L12 234V231H11ZM66 225H67V224L65 223V226H66ZM75 225H76V224H75ZM100 225L98 224L97 226H100ZM108 225H109V228H110V225H111V224H108ZM187 225L184 226V227H187ZM189 225H188V227H189ZM224 225H223V227L226 229V226H224ZM239 225H238V228L240 227L239 229L242 230V228H243V227L241 228L242 224H241L240 226H239ZM255 225H256V224H255ZM5 226H6V224H5ZM11 226H12V225H11ZM28 226H24V227L28 228ZM68 226L70 227L71 225L68 224ZM90 226H92V225H90ZM101 226H100V228H101ZM123 226H124V225H123ZM128 226H129V224L126 225V227H128ZM135 226H136V225H135ZM160 226H162V225H159L158 228L161 229L162 227H160ZM33 227H34V226H33ZM52 227H53V226H49V230H50ZM69 227H68V229H69ZM71 227H73V226H71ZM85 227H86V226H85ZM92 227H95V226H92ZM112 227H113V225H112ZM132 227H131V228H132ZM163 227H164V226H163ZM165 227H166V226H165ZM168 227H169V226H168ZM213 227H214V228H213ZM219 227H220L219 230H220V229L222 230L221 225H220ZM260 227L262 228V226H260ZM3 228H4V226H3ZM12 228H13V227H12ZM22 228H23V226H22ZM26 228H24V229L28 231L29 229H26ZM37 228H38L37 230H39V229H40V226H37ZM86 228H87V227H86ZM86 228H85V229H86ZM96 228H97V227H96ZM96 228H95V229H96ZM115 228L118 229V225H116V227L114 226V227L112 228V229H114L113 231L116 230ZM122 228L124 229V227H122ZM212 228H213V229H212ZM215 228H216V229H215ZM224 228H223V229H224ZM227 228H230V227L228 226ZM238 228H237V229H238ZM5 229H6V227H5ZM30 229H31V228H30ZM33 229H34V228H32L31 231H32ZM35 229H36V228H35ZM47 229H48V228H47ZM74 229H75V228H74ZM82 229H83V228H82ZM82 229H81V230H82ZM98 229H99V228H98ZM101 229H102V228H101ZM101 229H99V231H100ZM123 229H122V230H123ZM160 229H159V230H160ZM168 229H170V228H168ZM185 229H186V228H185ZM193 229H194V228H193ZM193 229H191V231H192ZM239 229H238V231H239ZM243 229H245V228H243ZM3 230H4V229H3ZM3 230L1 229V232H2ZM21 230H22V229H21ZM21 230H20V228H19V231H21ZM45 230H46V229H45ZM103 230H104V229H103ZM131 230H132V229H130V234H131V232H132ZM136 230H137V229H135V231H136ZM166 230H167V229H166ZM166 230H165V228H163L164 233H165V234H168V232H167ZM196 230H197V229H196ZM226 230H228V229H226ZM230 230H231V229H230ZM15 231H16V232H15ZM15 231H13V234H14V233H16V234L19 233V232H18V229H17V230L15 229ZM27 231H26V232H27ZM31 231H28L26 234L23 233V231H22V235L25 234V236L22 237V235H21V236L19 235V237H18V238H19V241H20V242L22 241V242L20 243V242L18 241L19 243H17V241H16V243H17V244H20V245H23V241H24V243H25V240H26V239H24V238H26V235H28V233L34 234V233H33L34 231H33V232H31ZM43 231H44V230H43ZM68 231L70 232V230H66L65 232L67 233ZM71 231H72V230H71ZM79 231H80V230H78V232H79ZM84 231H85V230H84ZM86 231H87V229H86ZM86 231H85V233H86ZM88 231H89V230H88ZM125 231H126V230L121 231L120 234L122 235V233H124V235H127L128 232H125ZM133 231H134V230H133ZM179 231H180V230H178V232H179ZM181 231H183V230H181ZM181 231H180V232H181ZM185 231H186V230H185ZM194 231H195V230H194ZM194 231H192V233H188V232H190V231H188V232L186 231V232H187V234L189 235V234H193ZM198 231H199V230H197V232L195 231V232H196L195 234H198V233L200 232V231H199V232H198ZM204 231H205V230L201 231L200 233L202 234ZM206 231H205V232H206ZM217 231H218V230L215 231V234H218V233H219V232H217ZM232 231H234V230H232ZM238 231H237V234H238ZM242 231H243V230H242ZM36 232H37V231H36ZM74 232H77V230H76V231H73V233H74ZM101 232H102V231H101ZM103 232H104V231H103ZM116 232H118V231L113 232V237H114V235H115L114 233H116ZM160 232H161V230H160ZM166 232H167V233H166ZM174 232H175L174 240H176V239H177V237H176V233H177V232H176V231H174ZM205 232H204V234H205ZM216 232H217V233H216ZM220 232H221V231H220ZM225 232H226V231H224V233H223V230H222V233H223V234H225ZM230 232H231V231H230ZM230 232L227 233V234H225V236H226V235L229 236V234L233 233V232H231V233H230ZM235 232H236V229H235ZM66 233H64L65 236H66ZM79 233H80V232H79ZM85 233L83 232V234H85ZM104 233H105V232H104ZM106 233H107V232H106ZM125 233H127V234H125ZM140 233H141V232H140ZM164 233H163V234L161 233V235L164 236V235H165ZM170 233H171V230H170L169 234H170ZM172 233H173V232H172ZM182 233H183V232H182ZM184 233H185V232H184ZM184 233H183L182 236H184V238H185V240H186L185 243H188V242H189V243H191V244H188L187 246H185L186 248H184V247H179V246H177V247L179 248L178 251H180V252H181V251L188 252L187 255L184 256L185 253H182V252L179 253V252H177V251L175 250V247H174V244H175L174 242H173L174 244L172 245V247L170 246V249L173 248L174 250H173V249L170 250V251H172V253L169 251L170 254H168V255H172V256H173V252H174V254H176V253L183 254V257H187V256H190V257H191V256H193V253H190V252H189L190 247H189V249H188L187 251H186V249L188 248L189 245L192 246L193 243L191 242V240H193V238H194L196 235L193 234L194 236H189V237H191V238L193 237L192 239L188 238V239L190 240V241H189V240L186 239ZM200 233H199V234H200ZM213 233H214V232H213ZM222 233H221V234H222ZM13 234H12V235H13ZM38 234H39V233H38ZM70 234H71V233H70ZM76 234H78V233H75L74 235L76 236ZM83 234H82V235H83ZM89 234H90V231H89ZM110 234L112 235V232H110L109 235H110ZM120 234L118 233V235H120ZM201 234H200V235H201ZM215 234H213L214 237H216ZM237 234H236V235H237ZM240 234H241V235H240ZM243 234H244V231H243V233H242V232L239 233V237L245 236V235H243ZM29 235H30V234H29ZM74 235H73V236H74ZM86 235H87V234H86ZM86 235H85V236H86ZM101 235H102V234H101ZM118 235H117V236H118ZM161 235H160V236H161ZM170 235H171V234H170ZM170 235H166V237H160V236H158V237H159V241L162 240L161 238H163V240H164V241L162 240V242L160 243V244H161L160 246H163V245L165 246V245H166V244H165V242H166L165 238L167 239V237H168V239H169V237H170V239H172V238H171L172 236H170ZM172 235H173V234H172ZM177 235H178V233H177ZM179 235H180V234H179ZM188 235H187V236H188ZM200 235H199V236H200ZM234 235H235V234H234ZM10 236H11V235L9 234V237H8V238H9V239H11V238L13 239V236H12V237H10ZM17 236H18V234H17ZM33 236H34V235H33ZM36 236H37V235H36ZM58 236H61V235H58ZM85 236H84V237H85ZM88 236H89V235H88ZM130 236H132V235H130ZM135 236H136V235H135ZM140 236H141V235H140ZM155 236L157 237V235H155ZM155 236L153 237L154 239H156ZM199 236H197V237H199ZM201 236H204V235L202 234ZM201 236H200V238H201ZM205 236H206V235H205ZM225 236L223 235L222 237H225ZM231 236H232V235H230V238H231ZM15 237H16V235H15ZM34 237H35V236H34ZM34 237H33V238H34ZM76 237H77V236H76ZM124 237H125V236H124ZM209 237H210V236H209ZM214 237H213V238H214ZM239 237H237L238 239H237V238H233V239H234L233 241H234V242H239L240 239H241V238H239ZM20 238H23V239H20ZM59 238H60V237H59ZM68 238H69V237H68ZM68 238H67V240H68ZM121 238H122V237H121ZM137 238H138V237H137ZM137 238H136V239H137ZM175 238H176V239H175ZM179 238H180V236H179ZM195 238H196V237H195ZM195 238H194V240H193V241H194V244L196 243L195 240L197 239V238H196V239H195ZM200 238H199V240H200ZM204 238H205V237H204ZM213 238H212V239H213ZM226 238H228V240H229V237H225L224 239H221V235L218 237V239H220V242H222V240L225 241ZM244 238H245V237H244ZM12 239H11V240H12ZM42 239H43V237L41 238V240H42ZM56 239H57V238H56ZM56 239H55V242H57V241L59 240V239H58V240L56 241ZM62 239H63V238H62ZM69 239H70V238H69ZM74 239H76V238L74 237ZM102 239H103V238H102ZM124 239H125V238H124ZM128 239H129V238H128ZM128 239H125V240H128ZM150 239H151V238H150ZM154 239H153V243H154ZM206 239H208V237H206ZM206 239L202 240V242H204V245H205V247H206L207 249L204 247V245H202L203 243L200 244V241H201V240L198 241V239H197V245H196V244H195V245L193 244L194 246L191 247V248H192L191 250H192L193 252H196V250H195L196 247H195V246H198L199 244L201 245V247L203 246L204 249L207 250V252H208V249H209V248H210L209 250H212V252L218 250V249H216V246H215V250L213 251V249H214V247H213L214 244H211V246L208 245V244H207L208 241H206ZM235 239H236L237 241H235ZM11 240H9V242H10ZM125 240H124V241H125ZM132 240H133V239H132ZM143 240H145V239H143ZM146 240H149V239L146 238ZM172 240H173V239H172ZM172 240H170V241L172 242ZM185 240L182 239L180 242L182 243V241L184 242ZM209 240H210V239H209ZM214 240H215V239H214ZM228 240H227V241H228ZM230 240H231V239H230ZM7 241H8V240H7ZM70 241H71V240H70ZM128 241H129V240H128ZM155 241H158V240L156 239ZM205 241H206V243H205ZM215 241H217V239H216ZM224 241H223V242H224ZM227 241H225V242L227 243ZM26 242H27V241H26ZM32 242L34 243L35 240L32 241ZM42 242H44V240H43ZM55 242H54V243H55ZM65 242H68V241H65ZM77 242H78V241H77ZM121 242H122V241H121ZM121 242H120V243H121ZM130 242H131V240H130ZM134 242H135V241L131 242L132 245H133V247H132V245H130L133 249H131L130 246H128V250H131V251L134 250V254H135V255H138L137 253H135V251H137V249H139L140 247H138V248L136 247V248H135V244H134ZM137 242H138V239H137ZM139 242H140L141 247H142V246H143L142 244H143L144 242H146V241H144L143 243H141V239H140ZM139 242H138V243H139ZM147 242H148V241H147ZM198 242H199V244H198ZM209 242H211V240H210ZM213 242H214V241H213ZM213 242H212V243H213ZM228 242H229V241H228ZM230 242H232V241H230ZM234 242L230 243V244H233V245L228 244L229 249L227 250L228 252H230V250L232 249V250H233V253H232V251H231L230 254H229V253L225 250V252H226V253H225L226 256H227V253H228V255H231V254L233 255V254H235L234 252L237 253V251L234 249V248H236V247H234L235 244H236V243H234ZM27 243H29V242H27ZM36 243H37V242H36ZM73 243H75V242H72V244H73ZM126 243H128V242L126 241ZM135 243H136V242H135ZM138 243H136V245H137ZM153 243H152V244H153ZM162 243H163V244H162ZM214 243H215V242H214ZM216 243H217V242H216ZM2 244H3V243H2ZM30 244H31V243H30ZM57 244H58V243H57ZM106 244H107V243H106ZM140 244H138L137 246H139ZM145 244H146V243H145ZM148 244H151V243H148ZM152 244L150 245V247H151V251H152V250L160 251V248H162V247L158 248V246H156V244H159V243H158V242H155V247L158 248V249H152V248H153V247H152ZM168 244H169V241H168L167 245H168ZM177 244H178V243H177ZM183 244H184V243H183ZM183 244H182V245H183ZM206 244L208 245V247L206 246ZM209 244H210V243H209ZM3 245H5V244H3ZM28 245H29V244H28ZM32 245H33V244H32ZM34 245H35V244H34ZM45 245H47V243H46ZM62 245H63V243H62ZM67 245H68V243H67ZM67 245H64V247H66ZM70 245H71V243L69 244V246H70ZM103 245H104V246H103ZM103 245H102L103 248L108 249L107 246L105 247V244H103ZM116 245H117V243H116ZM123 245H124V244H123ZM123 245L121 244V247H122ZM125 245H126V244H125ZM127 245H129V244H127ZM167 245H166V246H167ZM200 245H199V247H200ZM14 246L17 247L16 244H14ZM30 246H31V245H30ZM37 246H38V245H37ZM59 246H61V245H59ZM69 246H68V248H69ZM93 246H94V245H93ZM93 246H92V248L90 247L91 249H93L91 252H93V254H96V251L94 252L95 248H94ZM175 246H176V245H175ZM209 246H210V247H209ZM224 246H226V244H225ZM3 247H4V246H3ZM7 247H11V246H7ZM33 247L35 248V246H32V249H34ZM70 247H71V246H70ZM88 247H89V246H88ZM114 247H115V246H114ZM117 247H118V246L115 247L116 250H117ZM119 247H120V246H119ZM119 247H118V249H119ZM123 247H124V246H123ZM126 247H127V246H126ZM147 247H148V245H147ZM150 247H148V248L150 249ZM168 247H169V245H168ZM203 247H202V251L205 252V250L203 249ZM211 247H212V248H211ZM231 247H232V248H231ZM19 248H20V246L18 247V250H19ZM21 248H22V247H21ZM178 248H177V249H178ZM180 248H181V250H180ZM183 248H184V250H182ZM223 248H224V247H223ZM38 249H39V248H37V249H35V250L38 251ZM43 249H45V248L43 247ZM58 249H60V247H59ZM65 249H66V251L68 250L67 248H64V250H65ZM100 249H101V248H100ZM125 249H126V248H125ZM144 249H145V251H146V248H145V247L143 248V250H144ZM163 249H164V248H163ZM166 249H167V247H166ZM168 249H169V248H168ZM168 249H167V250H168ZM224 249H225V248H224ZM226 249H227V248H226ZM35 250H34L33 252H31V253H34ZM96 250H97V249H96ZM104 250H105V249H104ZM114 250H115V249H114ZM126 250H127V249H126ZM198 250L202 253L201 249L197 248V251H198ZM234 250H235V251H234ZM40 251H41V250H40ZM40 251H39V252H40ZM46 251H47V250H46ZM46 251L43 252V255H44V253H47V254H48V252H46ZM48 251H49V249H48ZM86 251H88V250H86ZM86 251H85V253H86ZM97 251H98V250H97ZM99 251H100V250H99ZM145 251H144V252H145ZM148 251H149V250L147 249V252H148ZM155 251H154V252H155ZM192 251H191V252H192ZM219 251H220V250H219ZM221 251H222V250H221ZM238 251H239V250H238ZM241 251H242V250H241ZM241 251H239L240 254L242 253ZM21 252H22V250H21ZM39 252H38V253H39ZM41 252H42V251H41ZM49 252H50V251H49ZM63 252H64V254H66L65 251H63ZM71 252H72V251H71ZM111 252H112V251H111ZM111 252H110V253H111ZM137 252L140 253L139 250H138ZM154 252H153V253H154ZM210 252H211V251H210ZM212 252L209 254L211 258H214L215 256H217V255H215L214 257H212L211 254H215V253H212ZM22 253H23V252H22ZM31 253H30V254H31ZM52 253H53V252H52ZM57 253H58V254L60 253L59 250L57 251ZM67 253H68V252H67ZM98 253H99V252H98ZM112 253H114V252H112ZM141 253L143 254L142 251H141ZM167 253H168V252H167ZM189 253H190V254H189ZM198 253H199V252H197V255H198ZM201 253H200V254H201ZM208 253H209V252H208ZM219 253H221V254L223 255L222 252H219ZM24 254L26 255V257H27V255H28L29 257H31L30 259H28L29 261H32V260L34 259V258L32 259V256H31V255H29V254H27V253L24 252V253H23V259H24V260H23L22 258H19V259H18L19 261H20V259H21L22 261L27 260V258L24 257ZM35 254H36V253H34V255H33L34 257H35ZM40 254H42V253H40ZM58 254H57V255H58ZM87 254H88V253H87ZM87 254H86V255H87ZM100 254H102V255H100ZM147 254H148V253H147ZM149 254H150V253H149ZM149 254H148V255H149ZM155 254H156V253H155ZM164 254H165V253H164ZM179 254H177V255H179ZM188 254H189V255H188ZM200 254H199V255H200ZM216 254H218V253L216 252ZM221 254H220V255H221ZM240 254H239V255H240ZM21 255H22V254H21ZM49 255H50V254H49ZM49 255H47V256L49 257ZM57 255H56V256H57ZM62 255H63V253L61 254V257H62ZM98 255H100V256L102 257V256H103V253L101 252V253H99V254L96 255L97 257H100V256H98ZM111 255H112V254H111ZM152 255H153V254H152ZM158 255H159V254H158ZM158 255H156L155 257L159 260L158 257H160V256H158ZM195 255H196V253L194 254L193 258H194V257H195V258H196V257H199V256H197V255L195 256ZM202 255H203V253H202ZM204 255H205V254H204ZM220 255H219V256H220ZM44 256H46V254H45ZM51 256H52V255H51ZM51 256H50V258H51ZM56 256H54V254H53V257H56ZM72 256H73V255H72ZM91 256H92V253H91ZM91 256H90V257H91ZM143 256H144V255H143ZM145 256H146V255H145ZM157 256H158V257H157ZM164 256H165V255L162 254V256H161L160 258H163ZM166 256H167V254H166ZM166 256H165V257H166ZM200 256H201V255H200ZM205 256H206V255H205ZM205 256H204V257H205ZM224 256H225V255H224ZM226 256H225V257H226ZM262 256L264 257V255H262ZM20 257H21V256H20ZM29 257H28V258H29ZM42 257H43V256H42ZM48 257H46V258L48 259ZM58 257H59V255H58ZM61 257H59V258H60L61 260H63L62 258H64V257H62V258H61ZM70 257H71V256H70ZM93 257H95V255H94ZM110 257H111L113 260H115V258H114L113 256H110ZM115 257H116V256H115ZM137 257L139 258V256H137ZM150 257H151V256H150ZM153 257H154V255H153ZM155 257L152 259V261L155 259ZM165 257L162 259V261H165L164 259H166V260L169 259L171 256H170V257L167 256L168 258H165ZM177 257H180L179 259L182 258V256H180V255L177 256ZM177 257H176V261L178 260ZM190 257H188V259H189ZM220 257H222V256H220ZM227 257L229 258V256H227ZM236 257H237V256H236ZM236 257H233V258H236ZM39 258H40V257H39ZM56 258H57V257H56ZM65 258H66V257H65ZM65 258H64V259H65ZM73 258H74V257H73ZM104 258H105V257L103 256V259H104ZM106 258H108V257H106ZM193 258H192V259H193ZM218 258H219V257L217 256V259H214V260H217V261L219 262V259H218ZM231 258H232V256H231ZM233 258L230 259V261H231V262L229 261L230 263H232V260H234ZM41 259L43 260L44 258H41ZM60 259L57 258L56 261H59ZM79 259H80V257H79ZM146 259L148 260L147 257H146ZM150 259H151V258H150ZM174 259H175V258H172V262L174 261ZM182 259L184 260V258H182ZM182 259H181V260H182ZM188 259L186 258V260H185L184 262L188 261ZM192 259H191V260H192ZM200 259H203V258L200 257ZM200 259L198 258V262H200V261H199ZM206 259H208V257H206ZM206 259L204 258V260H206ZM220 259H222V262H221L222 264H226V263L228 262V261H226L227 258H220ZM223 259L225 260V262H223V261H224ZM4 260L6 261V258H4ZM18 260H17V261H18ZM38 260H39V259H38ZM38 260H37V261H38ZM50 260H51V263H50V264H55V263H53V262H54L53 259H50ZM50 260L48 259V261H50ZM85 260H86V261H85L86 263H84V261L82 260V263H80V264H87L88 261H87V259H85ZM109 260H111V259H109ZM109 260H108V261H109ZM139 260H140V263H143L142 257H140ZM139 260H138V264H139ZM141 260H142V261H141ZM147 260H146V262H148ZM181 260H179V261H181ZM183 260H182V261H183ZM228 260H229V259H228ZM39 261H40V260H39ZM44 261L48 262L47 260H44ZM44 261H43V262H44ZM73 261H74V260H73ZM73 261H71V263H70V262H69V263L72 264ZM77 261H79V260H76V262H77ZM105 261H107V260L105 259ZM152 261H151L150 263H152ZM154 261H157V260L155 259ZM169 261H170V259H169ZM169 261H168V262H169ZM182 261H181V263L183 264ZM192 261H196V260H192ZM208 261H209V259H208ZM46 262H45L44 264H49V262H48V263H46ZM76 262H75V263H76ZM159 262H160V261H159ZM159 262H158V263H159ZM166 262H167V261H166ZM166 262H165V264H166ZM174 262H175V261H174ZM211 262L213 263V260H212V261L210 260V261H209V264H211ZM58 263L60 264L61 261L58 262ZM58 263H57V264H58ZM64 263H65V262H64ZM90 263L96 264V261H95V263H94V262H90ZM90 263L88 262V264H90ZM98 263H99V262H97V264H98ZM116 263H117V262H116ZM136 263H137V262H136ZM148 263H149V262H148ZM148 263H146V264H148ZM155 263H156V262H155ZM214 263H216V261H215ZM221 263H219V264H221ZM62 264H63V262H62ZM65 264H68V262L65 263ZM118 264H119V263H118ZM152 264H153V263H152ZM177 264H178V262H177ZM205 264H206V261H205ZM217 264H218V263H217Z\"/></svg>",
  "mask_w": 264,
  "mask_h": 264
},
{
  "label": "snow or ice",
  "instance_id": "6c2138e0",
  "mask_svg": "<svg viewBox=\"0 0 264 264\" xmlns=\"http://www.w3.org/2000/svg\"><path fill=\"white\" fill-rule=\"evenodd\" d=\"M8 77L11 79L12 73L11 71L8 72ZM262 178H264V174H262ZM262 228H264V216H262ZM262 243H264V236H262ZM0 264H43L41 261H16V260H9L0 262ZM161 264H165V262H161ZM166 264H176V262H166ZM185 264H204V262H196V261H188ZM237 264H244V262H237ZM260 264H264V259L260 261Z\"/></svg>",
  "mask_w": 264,
  "mask_h": 264
}]
</instances>
